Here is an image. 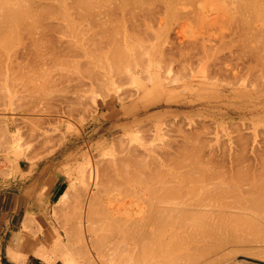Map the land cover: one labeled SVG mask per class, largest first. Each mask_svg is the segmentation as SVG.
Here are the masks:
<instances>
[{
    "label": "bare ground",
    "instance_id": "1",
    "mask_svg": "<svg viewBox=\"0 0 264 264\" xmlns=\"http://www.w3.org/2000/svg\"><path fill=\"white\" fill-rule=\"evenodd\" d=\"M115 2H117L118 1V4L119 3H121L122 1V3H124V1H125V4H129V6H128V8H137L138 9V7L140 6V4H141V6L142 5H144L147 1H148V3H146L148 6H145V7H147V9L146 8H142V9H146V10H148L149 8H151L152 6H155V5H152V2H153V4H156V6H157V3H158V1L160 2V0H157V1H155V0H121L120 2H119V0H114ZM113 0L111 1V0H0V33L1 32H3V30L1 29V28H3L2 26H4L5 24L7 25L8 23L10 24H12V22L14 21V22H16V24L17 23H20L21 25H23L24 24V22L27 20V23H30V25H31V27H32V25H35L34 27H32V28H30V25L29 24H24L23 26H19V30L22 28L23 30H24V28L26 27L27 29H28V31H27V29H25L26 30V32H28V34H26L27 35V37H28V35H30V37H28V39H30V41H29V44H28V41L27 42H25L26 41V39H25V36L24 37H20V38H22V43L24 42V43H27L28 44V46H30V47H27L29 50H32L33 52V54H31L30 52H28V57H29V54L32 56L33 55V59L32 60H34V61H32L31 63L33 64H31V63H29V61L27 62V60H26V62H24V60L22 61V62H20L21 61V59L20 58H22V57H20L19 58V60H18V57H17V53H18V51H17V44H19L20 45V43H19V41L17 40V36L20 34V32H22L21 30L19 31H17V29H18V27H17V29H16V31H15V27H16V24L14 23L13 24V29L10 27V28H8V26H7V28L9 29V30H7V28H6V31H8V32H10V30L12 29V30H14L15 32H16V34H17V32H19L18 33V35L16 36L15 34H13V36L15 35L16 36V38H15V36L13 37L12 36V34L10 35L8 32L6 33V34H8V35H10V37L12 36V38L13 39H15V41L14 42H16V41H18V43L16 44V46H15V50H16V52L13 50V45H14V43H13V45H11L12 44V38L10 39L11 41H8L9 42V44L11 45V47H13L12 48V50L14 51H12L11 50V47H9L10 48V50H7V49H5V48H8L7 46H10V45H7L6 43H7V41L4 43V41H5V39L3 38V37H6V35H5V32H3L2 34V36L0 35V37L2 38V41H0L3 45H0L2 48H3V46H4V48H3V50L1 49V47H0V100L1 99H6L5 97H7V99H8V102L11 104V103H17V104H21V101L23 102V103H25L24 102V100H23V98L24 99H26V96H28L29 95V91H31V88L29 89V91H28V93L27 94H25L22 90H24L25 92H27V89L29 88V86L30 85H32V86H30V87H33L34 86V88H35V86L37 87V88H35V90L33 89V91H32V93L30 94L31 96H35V92H36V90L38 91L36 94L39 96L40 95V97H41V94H40V92H42V90H43V92H46L47 91V89L50 91V87H52V86H55L54 88H51V90H56V94L57 95H59L60 97H58L59 98V100L61 101V103L59 102V100H58V98H55L57 95L55 94V93H51V91L50 92H46V95H44L43 94V92H42V96H43V100L44 101H48V99L49 98H47L46 99V97H49V96H51L52 94H55L54 96H53V101L52 102H56L57 101V103L59 102L60 104L58 105V104H55V105H57V109H58V106H60V109L62 108V107H64L65 108V110H66V112H67V114H68V117H69V115H74V111H76L77 109L79 110V109H81V111L80 112H82V115L83 116H85V114H86V117L87 116H89V117H91V123H96V122H99L102 118H104L105 117V112H106V110L108 109V106H106L105 104H107V102L104 104V103H99L98 101H97V97L96 96H91V95H89L88 94V96H90L89 97V100L91 101V103L92 104H90V102L87 100L88 99V96H87V98H86V101L85 100H83V99H85V93H89V92H91V90H94L95 88H96V92L98 91L100 94H101V92L102 93H104V90L103 89H106L107 91L109 90H115L116 88H117V86L118 85H120L121 83H123V84H128L127 82L129 81L130 83H131V85L133 84L135 87L134 88H136L135 90H133L132 88H133V86H131V87H129L130 89H131V91H129L128 92V87H127V91L123 88V90H125V93H124V91H122L124 94H126L127 92L129 93V96H126V95H128V93L123 97V99L125 98L126 99V97L128 98V97H135L136 99L137 98H139L138 99V101H141V102H144L143 104H144V106H142V108L140 109V110H136V112H138V113H140V112H142V111H147L149 108H151V107H156V106H160V105H162V104H168L169 103V101H163L162 99H161V93H160V89H163V86H164V84H165V82H162L161 81V73L162 72H160V75H151V73L149 72V76L147 77V80H149V82H151L152 83V87H151V89H149L146 85H144V84H142L141 82H140V79L141 78H139V76L141 75V73H138V74H140V75H138L137 76V72H135V70H134V68H135V65H136V67H137V65H139L140 64V62L138 61V60H136V59H138L139 57H141V59L139 58V60L142 62V64L146 61L145 59H146V57H143V55L141 56H139V54H141V53H138L139 51H136L135 52V50H132L133 48L135 49V44L136 43H133V45L132 46H130L131 47V51L133 52V54L134 55H136V57H138V58H134L135 60H136V62L135 61H133L134 63H133V65H132V67L131 66H129V68L127 67V69H128V71H127V69H126V71H127V74L126 75H124L125 73H124V66H123V68L124 69H122L119 65H121L120 63H121V61H122V63H123V61L128 57V55H126V53L127 52H129L130 53V51H128V50H130L129 48L128 49H124L123 47H125V46H122L121 45V42L124 44V45H126V47L125 48H127V44H125V42H126V40H125V38H126V36L128 35V33L126 34L125 32H127V31H129L128 30V28L127 27H125L124 25V27L127 29V30H125V28H124V30L121 28V27H123V26H121L122 24H120L121 22L120 21H122L123 22V24H125L124 23V21H126V18H128V19H131L132 18V16H131V18H129V16L130 15H133L134 14V11L132 12V13H130V15H128L129 13H125L124 11H125V8L127 7V5H126V7L124 8V11H122V12H124L123 13V16L122 17H120L118 14V11H121V10H123V6H125V4H122L123 6L121 7V8H119V5H117V3H115ZM136 3H135V2ZM150 1H151V3H150ZM162 2H161V4L163 3L164 4V2H163V0H161ZM173 0H166V2H165V5L166 6H169L170 4H172L171 2H172ZM177 1H180V0H177ZM176 0H174V2H177ZM181 1H186V0H181ZM180 1V2H181ZM189 1V0H188ZM220 2V0H217V2ZM226 2V0H223L222 2H220V4H222L223 6L221 7V6H218L219 5V3H217L216 1H214V3H213V9L214 10H216L217 8H219L218 10H216V11H219V14L222 12L221 10H223V14H218L217 15V17H216V14L215 13H213V12H216V11H214V10H212V16H213V20H212V23L213 22H217L216 24H215V26H217L218 25V20H216L217 18L219 19L220 17H222V15H223V17H224V14H225V16L227 15V13H228V9H224V8H227L226 6H227V4H228V6H229V4H230V6L228 7L229 9H231V8H233V9H231V10H229V13L228 14H230V15H228V17H225L226 18V20L224 21V18L222 19L225 23H227L226 21H227V19H228V21L230 20L229 18H232V16H234L233 15V12H234V14L235 13H240V15H241V17L239 18V14H238V16H236V14H235V16L233 17V19H231V23H234L235 21H233L234 19H235V17L237 18L236 19V22H238L237 20L239 19V23H238V25H242L243 26V28H239V30L241 29H243L242 31L244 32V33H246V30H247V28L249 27V29L248 30H250V32L247 30V32H248V35H250L249 33H252L251 31H253V29L251 30V28H260L261 29V27L263 26V22L261 21V23H263L262 24V26H261V23L259 22V18L257 17H253L252 15H253V12L254 13H256V12H258V13H260L261 12V10H263L262 12H264V0L262 1V0H227V2L226 3H224L223 4V2ZM127 2V3H126ZM129 2H131V3H135V4H131V3H129ZM155 2H157V3H155ZM173 2V3H174ZM187 2V1H186ZM109 3H112V4H110L109 5ZM139 3V5H137ZM217 3V4H216ZM150 4H151V6H150ZM159 5H160V7H162L163 6V4H162V6H161V4L160 3H158ZM177 4H179V3H177ZM182 4V3H181ZM226 4V5H225ZM111 5H114V6H117V8H119V9H117L116 7L114 8V6H113V8L114 9H116V10H114L113 8H112V10H110L111 9ZM121 5V4H120ZM131 5H133V6H131ZM135 5V6H134ZM158 5V6H159ZM174 5H176V3H174L173 4V6ZM57 6H58V8L60 7L61 9H62V11L60 10V9H58L59 11H57ZM138 6V7H137ZM141 6L139 7V9H141ZM173 6H172V8H173ZM177 6V5H176ZM175 6V7H176ZM217 6V7H216ZM225 6V7H224ZM257 6H260V8L258 9L257 8ZM149 7V8H148ZM215 7V8H214ZM231 7V8H230ZM250 7H252L253 9H251L250 11L249 10H247V9H249ZM262 7V8H261ZM72 8L74 9H76L77 10V12H76V10L73 12V15H72ZM127 8V9H128ZM158 8V7H157ZM163 8V7H162ZM165 8V7H164ZM167 8H169V9H171V11H173V9L172 8H170V6L169 7H167ZM221 8H223V9H221ZM257 8V9H256ZM141 9V10H142ZM154 10H156L155 9V7L153 8ZM153 9H151V10H153ZM175 9V8H174ZM255 9V10H254ZM71 11V13H68V11ZM129 10H131V9H128V11ZM154 10L153 11H151V12H154ZM225 10V11H224ZM233 10V11H232ZM245 10H247V12H250V13H248L247 14V12H245L244 13V11ZM253 10V11H252ZM258 10V11H257ZM61 11V12H60ZM69 11V12H70ZM115 11V12H114ZM136 11V10H135ZM143 11V10H142ZM221 11V12H220ZM227 11V12H226ZM230 11H232V14H231V12ZM242 11V12H241ZM252 11V12H251ZM75 12H76V14H75ZM126 12H127V10H126ZM129 12H131V11H129ZM144 12H146V11H144ZM156 12V11H155ZM165 12V11H164ZM167 13H168V10L166 11ZM195 12H199V11H197V10H195V11H191V13H190V11H189V13L188 14H193V13H195ZM261 12V14H263ZM47 13H50V14H48V16H47ZM118 13V14H117ZM136 13V12H135ZM149 13H150V10H149ZM149 13H145V14H148L147 16H148V18H149V16H150V14ZM156 13H158L159 14V12L157 11ZM209 14L207 15H203V16H207L206 18L207 19H210V17H212L211 15H210V12H208ZM216 13H218V12H216ZM241 13H243V14H245V15H247L246 17H245V19L252 13V15H250V17H252V18H254V20L251 18L250 19V17H249V19L251 20H244L245 22H243V19L242 20H240L242 17H244L243 16V14H241ZM121 14V13H120ZM124 14H126V15H128L127 17H125L124 16ZM145 14H144V16H145ZM175 14V13H174ZM173 14V16H171L172 15V12H171V14H170V16L171 17H175L176 16V14L174 15ZM187 14V15H188ZM199 16H201L202 15V13H197ZM215 14V15H214ZM50 15V16H49ZM136 15H137V13H136ZM138 15H141V14H138ZM151 15H155V13L154 14H151ZM157 15V14H156ZM187 15H186V17H187ZM134 16H135V14H134ZM133 16V17H134ZM158 16V15H157ZM160 16V15H159ZM158 16V17H159ZM162 16V15H161ZM165 16V15H164ZM167 16V15H166ZM192 16V15H191ZM190 16V17H191ZM202 16V17H203ZM214 16H215V20H214ZM256 16H259V15H256ZM46 17H48V19H47V23L45 22H43V20L46 18ZM138 17V16H137ZM141 17V16H140ZM139 17V20L143 17V14H142V17L140 18ZM151 17V16H150ZM154 17V16H153ZM152 17V19L151 20H153V19H157V18H153ZM189 17V16H188ZM194 17L197 19V17H196V15L195 16H192L191 18L193 19V21L192 22H194ZM259 17H261V16H259ZM122 18H125V20L124 19H122ZM145 18H146V16L143 18L144 20H145ZM29 19H30V22H29ZM31 19H33V21L35 22V24H33L32 22V20ZM128 19H127V21H128ZM147 19V18H146ZM150 19V18H149ZM198 19H202L201 17H199ZM205 19V18H204ZM212 19V18H211ZM256 19H258V21H256ZM263 19H264V16H263ZM262 18H261V20H263ZM13 20V21H12ZM46 20V19H45ZM44 20V21H45ZM49 20H51L50 22H52V23H48V21ZM124 20V21H123ZM135 20H136V16H135ZM144 20H143V23H142V25H144ZM151 20H149L150 22H151ZM164 20V19H163ZM191 20V19H190ZM222 20H220L219 19V21H221L222 23H224ZM133 21V20H132ZM136 21H138V18H137V20ZM145 21H148V20H145ZM159 21V20H158ZM198 21V20H197ZM197 21H195V23H197ZM200 21V20H199ZM199 21H198V23H199ZM209 21V20H208ZM253 21V22H252ZM254 21L256 22L255 24H257V25H260L261 27H258V26H255L254 27ZM264 21V20H263ZM37 22V23H36ZM54 22H56V23H54ZM120 22V23H119ZM133 22H135V21H133ZM132 22V23H133ZM152 22H154L155 23V20L154 21H152ZM151 22V23H152ZM211 22V21H210ZM209 22V23H210ZM236 22H235V24H234V27L236 28ZM241 22H243L244 23V25L241 23ZM249 24H248V23ZM117 23H119L120 25H118ZM127 23H131V22H126V24L125 25H127ZM131 23V24H132ZM163 23H164V21H163ZM211 23V24H212ZM247 23V24H246ZM253 23V24H252ZM260 23V24H259ZM4 24V25H3ZM117 26L116 28H115V30H114V28H112L113 26H115V25ZM128 24V26H130L131 27V25H129ZM161 29L163 28L162 27V21H161ZM201 24V23H200ZM228 24V23H227ZM230 24V23H229ZM228 24V25H229ZM250 24H252L251 25V27H250ZM9 25V26H10ZM17 25H19V24H17ZM39 25V26H38ZM110 25L112 26V27H110ZM132 25H134V24H132ZM136 25H137V27H139L140 25L139 24H137L136 23ZM135 25V26H136ZM139 25V26H138ZM141 25V26H142ZM151 25V24H150ZM212 25H214V24H212ZM219 25H220V23H219ZM218 25V26H219ZM233 24H231L230 25V27L232 26ZM246 25V26H245ZM247 25H249L248 27H247ZM28 26V27H27ZM62 27V31L64 30V28L66 29V31L65 32H67L68 31V33H69V31H70V33L68 34V33H66L65 34V32L64 33H62V34H64L65 35V37H64V35H62L64 38H67V37H70L71 39L70 40H68V39H62L63 37L62 36H59V35H61V34H59L58 33V28L60 29L61 27ZM80 26V27H79ZM121 26V27H120ZM163 26L165 27V24H163ZM241 26V27H242ZM6 27V26H5ZM21 27V28H20ZM24 27V28H23ZM75 27V28H74ZM77 27V28H76ZM130 27H129V29H130ZM144 27V26H143ZM151 27V26H150ZM160 28V26H159V24H158V26H157V28ZM221 27H223L222 26V24H221ZM230 27H228V31L230 30L229 28ZM245 27V28H244ZM56 30H55V29ZM73 28H74V30L75 29H77L75 32V34H74V30H73ZM120 28V29H119ZM131 28H133V26L131 27ZM135 28V27H134ZM156 28V29H157ZM158 28V29H159ZM227 28V27H226ZM4 29V28H3ZM54 30L56 33H58V34H56V38L54 37L53 39H51V38H48V37H50V36H48L49 35V33H50V35L51 34H53V33H51V32H54V31H51V32H49L50 30ZM70 29V30H69ZM110 29H113V33H111V31L112 30H110ZM121 29H122V31H121ZM136 29V28H135ZM141 29V28H140ZM151 29V28H150ZM260 29H258V30H260ZM132 30V29H131ZM138 30V29H137ZM142 30H143V28H142ZM142 30H139L140 32L142 31ZM144 30H145V28H144ZM143 30V31H144ZM149 30V28L147 29V31ZM160 30V29H159ZM236 31H238L237 29H235ZM261 30H264V29H261ZM260 30V31H261ZM14 31H12V32H14ZM46 31H47V33H48V35H47V33H46ZM123 31H125V32H123ZM158 32L157 30H154L153 32L152 31H148V32H152V34L154 35V37L156 38V37H159L160 38V34L159 33H157L159 36H156L155 34H154V32ZM231 31V30H230ZM254 31H256V29H254ZM253 31V32H254ZM11 32V33H12ZM25 32V31H24ZM24 32H22V33H24ZM73 32V33H72ZM145 32V31H144ZM160 32V31H159ZM239 32V31H238ZM258 34L260 33V32H258V31H256ZM262 32V31H261ZM61 33V32H60ZM136 34L138 33L139 34V32L137 31V32H135ZM134 33V34H135ZM147 33V32H146ZM161 34H162V32H160ZM241 32H239V34H240ZM255 33V32H254ZM254 33H252V36L249 38V39H251L252 41L253 40H255V39H253L254 37L256 38V36H257V34L255 33V36L253 37V35H254ZM25 34V33H24ZM55 34V33H54ZM68 34V35H67ZM110 34H112V35H110ZM126 36H125V35ZM133 34V35H134ZM142 34V33H141ZM149 34L150 33H148V37H149ZM247 34V33H246ZM245 34V36H244V34H242L244 37H249V36H247ZM260 34H262V33H260ZM5 35V36H4ZM8 35H7V37H8ZM21 35V34H20ZM19 35V36H20ZM59 37H58V36ZM130 35V34H129ZM129 35L127 36V38L129 37ZM132 35V38L134 39L136 36H133ZM143 35H144V33H143ZM147 35V34H146ZM153 35H150V37H152ZM45 36L47 37V39L49 40V39H51V40H54V39H56V40H54V41H57L58 43H61L63 40L65 41L64 42V44L66 43V45L68 44V46L70 47V49H66V47H68V46H66V45H64L63 43L59 46V45H56V46H54V48H56L55 50H54V48H51V46L53 47V45L55 44H51V43H49L50 45V47L46 44L47 42H46V39H45ZM54 36V35H53ZM141 36L142 35H137V39L139 40V38H141ZM242 36V37H243ZM262 36H264V33H263V35H261V38H257L258 40L257 41H253V42H258V41H260L261 42V40H262ZM7 37H6V40H7ZM60 38L59 40H58V38ZM139 37V38H138ZM145 37V40H147L146 38V36H144ZM144 37H142L143 39H144ZM243 37V38H244ZM1 38H0V40H1ZM23 38L25 39V41H23ZM135 38V39H136ZM141 38V39H142ZM18 39H19V37H18ZM45 39V40H44ZM73 39H76V41L75 42H81V43H74V41H73ZM129 39V41L127 42V43H130L131 41H130V38H128ZM132 39V41H134ZM140 39V40H141ZM148 39H150V38H148ZM157 40H158V38H156ZM153 40V42L154 41H157V40ZM162 39V38H161ZM4 40V41H3ZM9 40V39H8ZM45 41V42H41V41ZM47 40V41H48ZM62 40V41H61ZM139 40V41H140ZM152 40V39H151ZM245 40H248V39H246L245 38ZM21 41V40H20ZM50 41V40H49ZM48 41V42H49ZM137 41V40H136ZM135 41V42H136ZM138 41V42H139ZM149 41V40H148ZM168 43H170L168 40H166ZM165 41V42H166ZM30 42H31V45H30ZM145 42V41H144ZM147 42V41H146ZM164 42V41H163ZM188 42V41H187ZM193 42H195V40L193 41ZM197 42V41H196ZM195 42V43H196ZM237 42V41H236ZM238 42H239V40H238ZM242 42V41H241ZM240 42V43H241ZM253 42H252V44H253ZM0 43V44H1ZM71 43V44H70ZM78 45L79 47H77L76 46V48H80V44H82L81 45V48L83 47L84 48V50H85V52L83 51V48H82V50H81V48H80V51H82V52H84V54H83V56L82 55H80L79 56V53L80 54H82V52H80V51H78L79 53H78V58L80 59V57L81 58H88V60H91V61H88L87 59L85 60L86 61V65H88V66H90V65H93L94 67H97L99 70H100V72H97L96 70H95V68H93V70H89L90 68L89 67H87L86 65H82L83 66V68H82V71H80L81 70V65H80V63L79 64H77V65H79V66H75V62L76 61H73V60H76L75 58L74 59H72L74 56V54H76L77 52H76V49H75V45ZM140 43H141V41H140ZM140 43L139 44H137V48H138V46L140 45ZM173 42H171L170 44H172ZM190 43V42H189ZM192 43V42H191ZM190 43V44H191ZM195 43H192V46H194L195 45ZM240 43H238V44H240ZM249 43V42H248ZM248 43H246V45L248 44ZM7 45L6 47H5V45ZM26 44V45H27ZM41 44H46V46H48L49 48H51L50 50H48L47 49V52L48 51H54L56 54H53L52 52H50L49 53V55H52V57H53V55H54V60L55 61H53L52 59V57L50 56L49 57V55H48V53L46 52V50H44L43 48H40L41 46H43V47H45L44 45H40ZM148 44H149V42H148ZM158 44V43H157ZM178 44H180V43H178ZM185 44V43H184ZM194 44V45H193ZM232 44V43H231ZM231 44H230V46H231ZM235 44V43H234ZM241 44H244L243 42L241 43ZM255 44L257 45V43H254V46H255ZM65 47H64V46ZM74 46V48L72 47V46ZM131 45V44H130ZM143 45H145V47L143 46ZM149 45H151V43L149 44ZM149 45L147 46L146 44H142V46H139V49L141 50H143V48H146V49H148V51H152L154 48H152V47H156L157 48V45L156 44H154V46H153V43H152V46L151 47H149ZM174 45V44H173ZM188 45V44H187ZM203 45H205V44H203ZM210 46H211V48H212V45L211 44H209ZM245 45V44H244ZM260 45H262V43L260 44ZM264 45V44H263ZM23 46L24 45H20V47L23 49ZM38 46H39V48L41 49V50H39V49H37L38 48ZM121 46H122V48H123V50H122V48H121ZM147 46V47H146ZM162 47H163V44L161 45ZM171 46V45H170ZM178 47L180 46V45H177ZM182 46V45H181ZM185 46V45H184ZM189 46V45H188ZM192 46H189V50H191V48H194V47H192ZM198 46V45H197ZM206 46H208V45H206ZM234 45L232 44V47H233ZM237 46V44L235 45V47ZM239 46V45H238ZM237 46V47H238ZM240 46H242L243 47V45H240ZM249 46H251V44L249 43ZM61 47V48H60ZM65 48V49H63L61 52L62 53H60L61 54V56L62 55H64L65 54V52H67L66 54L68 55V54H71L74 50H75V52L76 53H72V55L71 56H73L72 58H71V61H72V63H74L73 64V67L75 66L76 68L74 69V68H72V70L74 69L75 70V72L76 73H78L79 71V73L81 74V72H84V74L86 73V76H87V81H84L83 79H81V77H80V75H78V77L81 79H78V77H75L76 76V73L74 72L73 73V71L72 72H70V74H73V77L72 76H70L71 77V80L72 79H74V77L76 78V79H74L72 82H73V84L75 85V86H72V85H66V83H64V82H66V81H64L65 79V77L64 76H66L67 75V77H69V71H65V68L66 67H64V69H62L63 68V66H67V58H69L66 54V56H62V57H66V60L65 59H62L61 57L59 58V49H62V48ZM68 47V48H69ZM129 47V46H128ZM143 47V48H142ZM162 47H161V49H162ZM172 47V46H171ZM170 47V48H171ZM173 47H175V45L173 46ZM173 47H172V49H173ZM199 47H201V46H199ZM198 47V48H199ZM205 47V46H204ZM234 47V48H235ZM242 47H240V49H242ZM259 47V45L258 46H256V48H258ZM8 48V49H9ZM46 48V47H45ZM58 48V49H57ZM151 48V49H150ZM170 48H169V51H170ZM182 48V47H181ZM198 48H196V52L198 53V52H200L201 53V51H202V53L203 52H205V50L207 51L208 49H209V47H205V48H203L202 47V49L201 48H199V50H201V51H197V49ZM244 48L246 49H242V50H245V51H247V48L248 47H245L244 46ZM249 48H251L252 49V47H249ZM261 48H263V47H260L259 48V50L261 49ZM5 49V50H4ZM18 49H19V47H18ZM44 50V52H43V50ZM71 49H74L73 51H71ZM77 49V50H78ZM97 49L98 50H100V52L98 53V51H97ZM195 49V48H194ZM239 49V48H238ZM238 49L236 50V51H238ZM254 49V48H253ZM253 49H252V51H253ZM37 50V51H36ZM64 50H66L65 52H64V54H63V51ZM71 51V53H68V52H70ZM124 50H126L127 52L125 53V52H121V51H124ZM145 50V49H144ZM155 50V49H154ZM153 50V53L156 51H154ZM174 50V52H176L175 51V49H173ZM180 50V49H179ZM182 50V49H181ZM183 50H184V48H183ZM186 50V49H185ZM193 50V49H192ZM210 51L208 52L209 54H210V52H211V49H209ZM230 50H231V48H230ZM23 51V50H22ZM38 51H40V52H42V53H38ZM57 51H59L58 53H57ZM147 51V50H146ZM163 51V49L162 50H160L159 52H162ZM165 51H166V49H165ZM188 51V49L186 50V51H183L182 53L180 52V53H178V54H180V55H178V56H180V59L182 58L181 57V54H184V56L185 57H183L184 59H186V61H187V59L188 58H186L188 55H187V53L190 55V53L189 52H187ZM215 51V50H214ZM232 51H233V49H232ZM239 51H241V50H239ZM239 51H238V53H239ZM251 51V52H252ZM261 51V50H260ZM24 52V51H23ZM27 52V51H26ZM46 52V53H45ZM97 52V53H96ZM131 52V53H132ZM173 52V53H174ZM185 52H187L186 53V55H185ZM191 53H192V51H190ZM234 53H237V52H235V51H233ZM254 53H256L257 52V49H256V51L254 50L253 51ZM20 53V52H19ZM22 53V52H21ZM20 53V54H21ZM137 53V54H136ZM157 53V52H156ZM164 52H162V54H163ZM169 53V52H168ZM172 52L169 54V55H171V54H173ZM195 54V55H198V54ZM207 52H205V54H208ZM237 53V54H238ZM243 53V52H242ZM241 52H240V55L239 56H241V58H242V54ZM262 53V52H261ZM41 54H43L42 56H44V54L45 55H47V56H45V57H47V59H48V57H49V59H51L54 63H52V61H49V62H51L52 63V65L54 66H52V67H50V65H51V63H47L45 60H47V59H43V58H45V57H43L42 58V56H41ZM57 54H58V56H57ZM125 56H124V55ZM128 54V53H127ZM150 54V53H149ZM149 54H147L146 52H144V55H149ZM161 53H159V55H160ZM208 54V55H209ZM211 54H212V52H211ZM213 54H214V52H213ZM212 54V55H213ZM258 54H259V52H258ZM258 54H256V57L258 56ZM22 55V54H21ZM151 55V54H150ZM164 55V54H163ZM162 55V57H165V56H163ZM166 55H167V53H166ZM169 55H168V58H169ZM202 55H204V54H200V56L201 57H203ZM216 55V54H215ZM244 55V54H243ZM252 55H255V54H251V57H252V59H260V58H253V56ZM264 55V52H263V54H262V56ZM22 56H24V55H22ZM156 56V55H155ZM161 56V55H160ZM173 56H175V55H172L171 57H173ZM177 56V57H178ZM183 56V55H182ZM194 56V55H193ZM199 56V55H198ZM197 56V57H198ZM199 56V57H200ZM205 56V55H204ZM207 56V55H206ZM261 56V55H260ZM261 56V58H263ZM26 57L27 56H25V59H26ZM56 57H58V58H56ZM99 57H100V59H99ZM103 57H105V59H106V61L104 60V58ZM132 57H134V56H132ZM144 59H143V58ZM167 57V56H166ZM165 57V58H166ZM197 57L195 58L196 60H197ZM198 57V58H199ZM212 59H211V58ZM214 57V58H213ZM208 56V58H210L211 59V61L212 60H214V61H212V62H209L210 63V66H212L211 65V63H213L214 64V66H215V59L216 58H219V57H216V56ZM255 57V56H254ZM32 58V57H31ZM84 58H83V60H84ZM103 58V59H102ZM109 58H111L110 60H109ZM124 60H123V59ZM129 58V57H128ZM127 58V59H128ZM161 57H159V59H160ZM168 58H166V59H168ZM176 58V57H175ZM190 58V57H189ZM243 58H245L244 56H243ZM242 58V59H243ZM247 58H250V51H249V57L247 56ZM28 59V58H27ZM78 59V60H79ZM97 61L96 63H95V61ZM101 59H102V61H101ZM122 59V60H121ZM126 59V61H128ZM133 59V60H134ZM143 59V60H142ZM154 59V58H153ZM152 59V60H153ZM184 59H181V61L182 60H184ZM204 59H205V61H206V58L204 57ZM203 58H202V60H200V59H198L199 61H201L202 63L204 62L203 60H204ZM242 59H239V60H242ZM42 60H44V62L42 61ZM62 60H65L64 62L62 61ZM77 60V61H78ZM83 60H81L80 62H82ZM92 60L94 61V62H92ZM114 60V61H113ZM121 60V61H120ZM130 60V59H129ZM131 60H132V58H131ZM145 60V61H144ZM156 59H154V61H155ZM161 60H163V61H166V60H164V58L163 59H160V61ZM170 60H174V59H171L170 58ZM169 60V61H170ZM175 60H178V59H175ZM174 60V61H175ZM189 60V59H188ZM191 60V59H190ZM189 60V61H190ZM244 60V59H243ZM246 60V59H245ZM264 60V59H263ZM263 60H260V61H263ZM57 61V62H56ZM71 61H68V64H70V65H68V69H70L69 68V66L70 67H72V63H71ZM85 61H83V63L82 64H85ZM88 61V62H87ZM108 61V63L110 64V66L112 67H110L111 69H107V67L109 66H107V65H104V63L106 64V62ZM112 61L113 62V64H111L110 62ZM125 61V62H126ZM137 61H138V64H136L137 63ZM162 61V62H163ZM168 60H167V62H169ZM185 61V60H184ZM183 61V62H184ZM199 61H198V63H199ZM208 61V60H207ZM210 61V60H209ZM218 61V60H217ZM216 61V62H217ZM249 61V60H248ZM60 62H62V64L60 63ZM123 63V65L125 64V67L128 65V62H127V65H126V63ZM132 62V61H131ZM147 62V61H146ZM145 62V64H147ZM151 62H153V61H151ZM156 62V61H155ZM171 62V64H172V61H170ZM169 62V63H170ZM182 62V63H183ZM192 63H193V60L191 61ZM196 63H197V61H195ZM219 62V61H218ZM250 62V61H249ZM27 63H29V64H27ZM47 63V64H46ZM59 63V64H58ZM66 63V64H65ZM154 63V62H153ZM166 63V62H165ZM174 63V62H173ZM177 63V62H176ZM179 63V62H178ZM181 62H180V64L181 65H183L184 66V64H185V62L182 64ZM190 63V62H189ZM191 63V64H192ZM243 63V62H242ZM245 63V62H244ZM258 63V64H257ZM48 64H50V65H48ZM55 64V65H54ZM58 64V65H57ZM62 66H61V65ZM152 64V63H151ZM195 64V63H194ZM194 64L192 65V67H194ZM220 64H221V62H220ZM220 64H219V66H220ZM249 65H250V63H248ZM263 64H264V61H263ZM113 65V66H112ZM129 65H131V64H129ZM177 65V64H176ZM179 66V69H178V65H177V69L178 70H176V71H179L180 70V67L182 68V66ZM196 65V64H195ZM199 65V64H198ZM200 65H201V63H200ZM204 65H207V62H206V64L204 63ZM209 65V64H208ZM244 65V64H243ZM242 65V66H243ZM248 65V66H249ZM256 65L258 66L257 68H256ZM262 65V62L260 63L259 61H256V63L254 62V67L252 68L251 67V65L249 66V67H247L248 69H245V71H247L248 72V70H250V67H251V73L253 72V70H254V72H255V75L258 73V71L256 72V70H258V68L260 67ZM50 68H49V67ZM55 66H59V67H56L57 69L58 68H60V67H62L61 68V70H63V71H65V72H63V74L65 73V75L63 76L62 75V72H59L60 71V69H58L59 71H58V73L57 72H52V75H51V73H50V70L52 69V68H54L53 70L55 71ZM107 66V67H106ZM117 67L116 68V70L120 67L121 68V70H120V72L123 70V72H121V73H119L118 71H119V69L117 70V72H113L112 71V69H113V67ZM119 66V67H118ZM141 66V68H142V66H144L145 67V65H139V67ZM174 66V65H173ZM187 66H188V64H187ZM186 66V67H187ZM189 66H190V64H189ZM188 66V67H189ZM216 66H218V65H216ZM134 67V68H133ZM142 68V69H144L143 70V72L144 73H146V70L147 69H145V68ZM146 67H148V66H146ZM167 68H168V66H166ZM184 68L185 70L188 68ZM197 67H199V66H197ZM205 67H207V66H205ZM209 67V66H208ZM207 67V68H208ZM245 66H243V68H244ZM78 68H80V70L78 69ZM92 68V67H91ZM130 68H133V69H131V70H129ZM150 68V67H149ZM163 68V67H162ZM172 68V67H171ZM190 68V67H189ZM210 68V67H209ZM215 68V67H214ZM255 68V69H254ZM67 69V70H68ZM115 69V68H114ZM165 69V68H164ZM193 70V73H194V71H195V67L194 68H192ZM200 69V68H199ZM220 69V68H219ZM253 69V70H252ZM52 70V71H53ZM78 72H77V71ZM111 70V71H110ZM200 70H203V67L200 69ZM218 70V69H217ZM57 71V70H56ZM96 71V72H95ZM152 71V70H151ZM181 71V70H180ZM183 71V70H182ZM187 72H188V70H186ZM186 71H185V73H181V72H179L180 74H183V76L182 75H180V76H182V78L187 74L186 73ZM199 71V70H198ZM214 71V70H213ZM212 71V72H213ZM147 72H148V70H147ZM163 72H165V71H163ZM173 72V71H172ZM197 72V71H196ZM218 72V71H217ZM247 72H246V74H247ZM254 72H253V74H254ZM54 73L55 74H57V77L59 76V74L61 73V75L64 77V78H62V79H64L63 80V82H62V79H61V76H59V79H57V77H56V75L54 76ZM208 74H213V73H210V72H207ZM215 73V72H214ZM222 73H223V71H222ZM221 73V69H220V71L218 72V74H221V75H219V77H218V80L220 79V80H223L222 79V75L224 74H222ZM250 72H249V74L251 75H249L250 77H252L253 79H255L257 76H260L261 77V75H264V74H261V75H257V76H254L253 74H251ZM49 74V75H48ZM84 74H81V76L83 75L84 76ZM122 74V75H121ZM173 74V73H172ZM177 74H178V72H177ZM185 74V75H184ZM205 74V73H204ZM208 74H206V75H208ZM216 74V73H215ZM259 74V73H258ZM51 75V76H50ZM126 77H124V76ZM146 75V74H145ZM145 75H143V76H145ZM163 75V74H162ZM206 75H204L205 76V78L207 77ZM247 75V76H248ZM50 76V77H49ZM55 77V78H51V77ZM171 76V75H170ZM169 76V77H170ZM173 76V75H172ZM175 77H176V75H174ZM173 76V77H174ZM178 76V75H177ZM178 77V79H182L181 77ZM190 77V75L189 74H187L186 75V77ZM191 76H193V74H191ZM213 76V75H212ZM212 76H210L209 75V77H212ZM215 76V75H214ZM214 77L215 78V80H216V78L217 77ZM246 76V75H245ZM254 76V77H253ZM66 77V80L68 79V82H67V84H70L71 83V80L69 79V78H67ZM172 77V78H173ZM173 78V79H176V78ZM186 77H184V78H186ZM188 77V78H189ZM209 77L208 78H206V79H209ZM235 77V76H234ZM82 78H85V76L84 77H82ZM230 78V77H229ZM236 78H237V76H236ZM251 78V79H252ZM169 79H171V78H169ZM211 80L213 79V77L212 78H210ZM231 79V78H230ZM229 79V80H230ZM234 80H232V81H234L233 83H232V81L230 80V81H225V78H224V84L226 85V86H228L229 85V82L230 83H232V85H234V83L236 82V81H239V79L237 80V79H235V78H233ZM251 80L252 82L251 83H253V84H255L256 83V81L255 80ZM56 80H59L60 82H58V83H56ZM69 80H70V82H69ZM85 80H86V78H85ZM125 80H128V81H125ZM177 80V79H176ZM176 80H175V82H176ZM218 80H216V81H218ZM219 80V82H222V81H220ZM248 80H250V78L249 77H247V80L246 81H248ZM257 80H258V78H257ZM259 80H260V82L259 83H261V84H263L262 82L264 81V79L262 80V77H261V79L259 78ZM38 81L40 82L39 84H38ZM146 81V80H145ZM167 82V81H166ZM169 82H171V84H172V82H173V80H170ZM169 82H167L166 84H168ZM177 82H178V80H177ZM244 82V81H243ZM62 83H63V85H65V86H63L62 85ZM174 83V82H173ZM237 83V82H236ZM250 83V82H249ZM249 83H244V85L246 84L247 86H250L251 85V83L249 84ZM258 83V81H257V84H256V88H254V91H256V94H258V96L259 97H263L264 96V88L262 87V86H260L259 87V84ZM40 87L41 85V87L40 88H42V87H44V88H42V89H40V88H38V86ZM61 85V87L59 88V86ZM57 85H58V87H57ZM236 85V84H235ZM234 85V86H235ZM28 86V87H27ZM70 87V88H68V87ZM252 86V85H251ZM257 86L259 87L258 89H257ZM20 87V88H19ZM26 87H27V89H26ZM120 87V86H119ZM4 88H6V89H8L7 91H5L4 90V92H5V94H3V90L2 89H4ZM24 88V89H23ZM56 88V89H55ZM58 88H59V90H64L65 91V93H66V95H65V93L64 92H62V91H60L62 94L64 93V98H63V100H61V96H63V95H61L60 94V92H58L57 93V91H59L58 90ZM122 88V87H121ZM20 89H22V90H20ZM40 89V90H39ZM255 89H257V90H255ZM1 90H2V93H1ZM103 90V91H102ZM120 90H122V89H120ZM133 90V91H132ZM35 91V92H34ZM101 91V92H100ZM6 92H7V94H6ZM53 92V91H52ZM106 92V91H105ZM121 92V91H120ZM153 92H157V94L158 95H156L155 97H153V98H151V96H150V93L152 94ZM20 93H24L23 95V98L21 97V94ZM39 93V94H38ZM49 93H51V94H49V96H48V94ZM92 93V92H91ZM94 93V92H93ZM106 95H107V93H105ZM105 94L103 95V94H101L102 95V98H106L105 97ZM120 95H122V93H119ZM7 95V96H6ZM18 95H20V100L18 99ZM119 95V96H120ZM3 96V97H2ZM38 96H37V98H38ZM36 97V96H35ZM45 97V98H44ZM115 97V96H114ZM122 97V96H121ZM121 97H119V98H121ZM29 98H30V96H29ZM42 98V97H41ZM40 98V99H41ZM51 98V97H50ZM54 98H55V100H54ZM101 98V97H100ZM101 98V99H102ZM118 98V100L120 101V100H122V98L121 99H119ZM151 98V99H150ZM22 99V100H21ZM30 99H32V101H34L33 99H35V98H33V97H31ZM46 99V100H45ZM124 99V100H125ZM141 99V100H140ZM149 99L150 100H152V101H149ZM20 101V102H18V101ZM27 101H28V97H27V99H26ZM25 100V101H26ZM42 100V99H41ZM43 100L42 101H40V102H43ZM50 100V99H49ZM135 100V99H134ZM2 101V100H1ZM0 101V102H1ZM4 101H6V100H4ZM3 101V102H4ZM17 101V102H16ZM86 102L85 104H84V102ZM104 101V100H103ZM123 101V100H122ZM131 101V100H130ZM149 101V102H148ZM50 102V101H49ZM49 102H45L46 103V105H48V103ZM52 102H50L49 103V105L52 103ZM83 102V103H82ZM148 102V103H147ZM88 103H89V105H88ZM53 105H54V103H52ZM133 104V103H132ZM15 105V104H14ZM45 105V106H46ZM48 105V106H49ZM48 106H46V109L48 108ZM52 105H50L49 107L50 108H53V107H51ZM54 110H53V112H56V113H58L57 112V109H56V111H55V107L53 108ZM64 110V109H63ZM61 111V114H62V112H64V111ZM125 110V109H124ZM123 110V111H124ZM47 111H48V109H47ZM49 111H51V110H49ZM49 111H48V113H49ZM52 112V111H51ZM131 112V111H130ZM87 113H89V115H87ZM137 113V114H138ZM167 113V112H166ZM67 114H64V116L65 115H67ZM80 114V113H79ZM126 114V113H125ZM60 115V114H59ZM62 116H63V114H62ZM63 116V117H64ZM81 117V118H83L84 119V117ZM71 117V116H70ZM85 117V118H86ZM64 118H67V117H64ZM72 118H74L73 116H72ZM80 118V117H79ZM80 118V119H81ZM161 118H162V116H157V115H150V116H147V117H145V118H143V119H141V120H139V122H143V121H146V120H153V121H155L156 123L153 125V131H154V137L155 138H158L159 136H160V134L161 133H163V136L165 135V137H164V139L168 136L167 135V133H165L164 131H167V129L169 128V124L170 123H167V121H163L165 124H164V126H166V124L168 125V127H167V129H165V127H164V129L162 130V125H163V123L161 122L162 120H161ZM182 118V117H181ZM59 119V118H58ZM82 119V120H83ZM4 120V119H3ZM70 120V119H69ZM67 121L68 120H59V122L56 124V126L52 129L53 130V132L58 136H54L55 134L52 132L51 133V131L52 130H49L50 131V133H48L49 131H47L46 129V131H47V133H46V131L45 130H43V128H41V130H40V132L41 133H43V135H44V137H42V135H40L42 138H44L45 139V136H46V134H47V136L46 137H48V135H51V134H54L53 136L51 135V137H48V138H50L48 141L46 140H42V142H40V143H42L43 144V142L45 143V142H49L48 144H46L45 143V145H47L46 147L44 146V148H50V147H52V145L54 146V144H56L55 142H58V143H60L61 142V144H59L60 146H62L65 142H67V140H68V133H69V127H67L65 130H63V125L64 124H68L67 123ZM71 121H72V119H71ZM77 121V120H76ZM170 121H171V123H173L172 122V120L170 119ZM169 121V122H170ZM177 121V120H176ZM179 121H180V119H179ZM179 121H177V122H179ZM2 122V121H1ZM1 122H0V124H1ZM75 122V121H74ZM181 122V121H180ZM198 122V121H197ZM175 123V122H174ZM199 123H202L201 121L199 122ZM4 124V123H3ZM9 124V123H8ZM8 124L6 123V125H2L3 127H4V132L3 133H5V131H7V129H8ZM177 124H179V123H177ZM181 124V126L180 125H178V127L180 126V129H183L182 128V124L183 123H180ZM206 124V123H205ZM204 124V126H206ZM14 125V124H13ZM30 125V124H29ZM142 126H143V124H141ZM171 125H173V124H171ZM170 125V126H171ZM175 126H176V124H174ZM173 125V126H174ZM185 125V124H184ZM199 125V124H198ZM48 126V125H47ZM139 127H140V125H138ZM145 126V125H144ZM143 126V127H144ZM172 126V129H176V127L174 126L173 127ZM202 126V125H201ZM199 127V128H202V127ZM237 126V125H236ZM16 127V126H15ZM46 127V126H45ZM66 127V126H65ZM127 126H126V124L124 125H117V126H113V127H110L111 129H110V132H120V130L122 129L124 132L126 131V128ZM178 127H177V129H178ZM17 128V127H16ZM148 128V130L150 129V131H149V135H147V134H145V135H147L148 137L150 136V134L151 133H153V132H151V128H149V127H147ZM187 127H185V129H186ZM191 128H193V127H191ZM198 128V127H197ZM204 128H206V127H203V129ZM208 128V127H207ZM232 128V127H231ZM230 128V129H231ZM48 129V128H47ZM140 129H141V127H140ZM146 129V128H145ZM176 129V130H177ZM188 129V128H187ZM18 130V132H19V129H17ZM136 130H137V127H136ZM143 130H144V128H143ZM147 130V131H148ZM169 130V132H170V134H171V128L170 129H168ZM175 130V131H176ZM192 129H190V131H191ZM196 130V128L194 129V131ZM210 130H211V128H210ZM210 130H209V132H210ZM259 130V129H258ZM2 131V130H1ZM43 131H45V134H44V132ZM134 131H135V129H134ZM138 131V130H137ZM147 131H145V132H147ZM162 131V132H161ZM173 131V130H172ZM175 131H173V132H175ZM178 132L177 133H180V134H178L179 136L178 137H181V131H182V133H183V136H182V139H187L188 138V136H189V134H187L186 133V130H177ZM184 131V132H183ZM188 131V130H187ZM199 131H200V129H199ZM206 131V130H205ZM196 132H198V131H196ZM201 132V131H200ZM203 132H204V130H203ZM239 132V131H238ZM262 132V131H261ZM1 133V132H0ZM7 133V132H6ZM139 133V132H138ZM144 133V132H143ZM165 133V134H164ZM176 133V132H175ZM188 135L187 137H186V134ZM191 133H193V131H191ZM195 133V132H194ZM193 133V134H194ZM202 133V132H201ZM207 133H208V130H207ZM206 133V134H207ZM2 134V133H1ZM18 134H20V133H18ZM17 134V135H18ZM40 134V133H39ZM195 134H197L198 135V133H195ZM203 134H205V133H203ZM241 134V133H240ZM124 135L125 134H120V135H116V136H114L113 138L114 139H112L111 138V140H112V142H111V144H110V148L109 149H107V150H105V151H102L101 152V154L98 156V158L97 159H94V157H93V154H89V158L87 159V166H85L82 170H81V172H80V174H79V176H80V180H79V182L81 183V185H82V188L84 189V191H82V188L80 189V191H82V194L81 193H78L79 194V196H78V194H77V192L75 191V194L74 195H76V197L77 198H74L73 197V194L71 195L70 194V190H64L62 193H61V195L59 196L60 197V199L56 202V204L54 205H52V207L54 206V207H56V209H55V212L56 213H58L57 215H55V216H53L55 219H56V216H58L59 214L62 216V220L63 221H61V220H59L60 219V217H59V221H61V223H63V222H65L64 224H66V223H70L71 221H72V223L70 224L71 225V228L69 227V229H67L66 231H65V236L67 237V240L65 241V243H63V241H62V239L59 237V235H58V237L57 238H54L53 239V237L51 236V235H49V232H47V231H45L44 232V237H45V240H42V238L41 237H37V238H30V237H25L24 236V238H22V243L24 244V246H25V249L28 251V252H31V251H33V250H35L34 248L36 247L37 248V246H39L40 244H41V246L40 247H38L36 250L37 251H35V252H33V257H31V258H27V260H26V262H25V264H79V262L81 261H77V260H79V259H84V256L83 255H85L86 256V258L87 259H85V260H82V261H84L85 263H87V264H95V263H97L98 261L100 262L99 264H149V259L150 258H152V257H156L157 259L156 260H158V258H159V260L161 261V262H158V263H154V262H151V263H154V264H170V260H171V264H172V260H174V261H176V263L175 264H183V263H181V261H185L186 260V262L187 263H185V264H194L195 262H197L196 264H199V263H204L205 261H208L209 263H207V262H205V264H228L227 262V258H229L230 259V255L229 254H231V251H229V250H232V249H227V250H224V249H222V247L223 246H233L234 248V250L232 251V252H236V249H237V251L238 250H240V251H243L244 253L246 252L247 253V255H249V254H251V255H254L255 257L256 256H259L258 258H263V260H264V192H262L263 190H264V178H261L262 176L264 177V172L262 173L261 171H264V167H260L261 168V170L259 169L258 170V172H254L255 173V175H253V170H252V172L251 171H249L250 169H251V167H250V169H249V165L247 164L248 162H250V160L246 163L247 165V169H248V172H246V166L244 167V170H242V164H239V166H241V167H236L237 168V170H236V168L235 167H231L230 168V170L232 169L233 171H231V176H229V172L230 171H228V176H229V178L228 177H226L225 175H224V172H223V169L225 168L224 167V165H223V162L220 164L221 166H223V169H222V171L220 170V172H222L221 174L223 175V176H225L226 178H222V177H219V178H222L221 180H223V181H221V180H218L219 181V183L221 184V183H224V184H226L227 183V185H226V187H225V185L223 186V189L221 188V186L223 185V184H221V186H219V187H216V186H218L219 185V183H215V182H213L214 184H216L215 186H213V184H211L212 182H210L211 181V178L212 177H214V176H216L217 178H212L213 179V181L216 179H218V176L217 175H219V171H217L216 172V170L214 169L215 167H217V165H218V167H219V164H217V162H214V163H216V164H214L215 165V167L213 168V170H212V167H209V169H211V172L210 173H215V174H217V175H214V173H213V175H212V177L210 176V173L209 172H207V171H209V170H207L206 171V173H202L203 171H205V169L202 171V168L205 166V167H207V165L206 164H202V168L200 169L199 168V165H197V163H195L194 161H199V163H200V161H202L203 160V156L200 158V159H202V160H193V161H191V159L189 160L192 164H190L189 162V164L192 166H189L188 164H187V162L183 159V157L184 156H188V154L189 153H192L193 152V150H194V148H192V151H190L191 149H189L190 147H189V144H188V140H186L187 142H183L182 141V139H181V141H182V143H184L185 145L187 144L188 145V149H187V151H188V153L185 155V154H181V152L183 151V152H185L186 153V151H184V150H186L185 148H184V150H182L181 151V149L180 148H178L177 150H180L181 152H179V154H176V152H175V155H179V157L177 156V158H176V156H173L172 154H170V152L168 153V150H166L167 151V153L168 154H166V152H165V150H163L164 152V155H163V153H161L162 151H160V149H163V147L162 148H159L160 147V145H159V147H158V145H157V148H158V150H159V152L164 156V159L165 160H162L161 162H163V161H166V159L169 161V164L171 163V165L173 164V163H175L176 162V164L175 165H178L179 166V168L183 165V164H187L188 166H187V168H190V170L191 169H193V164L195 163L196 165H197V167H198V169H200L201 170V172L200 171H198V170H196L197 169V167H194V171L196 172H200L201 174H199V175H197L195 172L194 173H192V171L193 170H191V173H192V175L194 174L195 176H194V178L195 179H197V177L199 176L200 177V175L202 176V175H204L202 178L205 180H207V179H209V183L211 184V186H213V187H211V189H210V187L208 186V180L206 181L205 180V189H207V186L209 187L207 190L209 191V192H206V190L205 191H203V189H201L202 187L200 186V185H203L202 183H204L203 181V179L200 177V180H201V182L202 183H197V184H200L199 186H200V188H198V185L196 186L194 183H196L197 181L195 180V181H193V180H191V178L190 177H192V175L190 176V174L191 173H189L188 172V177L190 178V180H189V178H187V175H185V172H184V174H181V173H183V171H184V169L183 168H185V170H186V167H181L182 169H183V171H179L180 172V176H182L181 178L183 179L181 182H185V179H188L186 182H190V184L189 185H191V183L193 184L192 186H191V189L193 188V186H195L193 189H195V190H197V192L196 191H189L190 192V194L192 195V193H193V195H192V199H191V195L189 194V192H188V195H190L189 197L190 198H186V194H187V191H186V194H185V196H183V192L185 193V189H186V187H184L185 189L183 190V192H182V194H180L181 193V189L182 188H180V186L182 187L183 186V184L182 185H180L181 184V182H180V186H179V189H180V192H176V190L178 191V189L176 188V187H174V186H177L176 184H177V182H175L174 180L175 179H177V178H179L180 176H178L177 178H176V176L178 175V174H176L175 172V170L173 169V166H175V165H172V167H171V165H170V167H169V164H168V166H166V167H164V162H163V167L162 168H164V171H163V169L161 168V166H159L158 164V167H160L159 169H162V172H160V171H158V170H156V171H158V172H156L155 170V172L154 171H152L151 169H148L151 165H153L152 163H154L155 162V160H156V157H154V156H151L150 157V154H149V152L147 153V152H142V150H140L142 147H144L143 146V144L144 143H142V139L144 138V139H151L150 137L152 136H150L149 138L147 137V136H145V137H143L142 136V134H140L142 137H139L140 135L138 134V136H135V137H132V136H130V137H128L127 139L126 138H124L125 139V141L123 140V137H124ZM167 135V136H166ZM172 135H174V133L172 134ZM171 135V136H172ZM192 135V134H191ZM190 135V136H191ZM201 135V134H200ZM200 135H198V136H200ZM263 135V134H262ZM261 135V136H262ZM8 136H9V134H8ZM39 136V137H40ZM170 136V135H169ZM198 136L196 137V138H198ZM203 136V135H202ZM205 136V135H204ZM238 136L239 137H237V139H239L241 136L238 134ZM18 137H20V136H18ZM40 137V138H41ZM53 137H54V139H53ZM56 137V138H55ZM177 137V136H176ZM192 137V139H194V137L193 136H191ZM243 137V136H242ZM246 137V136H245ZM1 138V137H0ZM3 138H7V139H9L10 138V136H9V138L6 136V137H3ZM3 138H2V140H3ZM41 138V139H42ZM195 138V139H196ZM201 138L202 137H199L197 140H199V144L202 142V145H203V140L201 141ZM5 140L7 143H5L4 145H6L7 146V144H10L8 147L9 148H11V150H13V154L16 156V154H17V152H18V147H20L19 146V142H18V140H15V139H13V137H12V139H10L11 141H10V143H8V141L9 140ZM164 139H162V140H164ZM174 139H176V138H174L173 137V141L170 139V144L168 143V145H165L166 147H169V145H171L172 144V142H174V141H176V140H174ZM188 139H190V138H188ZM203 139V138H202ZM240 139H246V138H240ZM239 139V140H240ZM263 139V138H262ZM1 140V139H0ZM1 140V141H2ZM3 140V141H4ZM167 140V139H166ZM165 140V141H166ZM248 140V139H247ZM0 141V145L2 144V142ZM55 141V142H54ZM147 141V140H146ZM150 141V140H149ZM148 141V142H149ZM152 141V140H151ZM151 141H150V143H151ZM160 141H161V139H160ZM164 141V142H165ZM172 141V142H171ZM178 142H179V139L177 140ZM180 141V142H181ZM193 141V140H192ZM205 141V140H204ZM264 141V140H263ZM53 142H54V144H53ZM145 142V141H144ZM147 142V143H148ZM177 143V142H175V143H177L179 146H181L180 144H182V143ZM194 142H195V140H194ZM197 142V141H196ZM243 144H242V143ZM12 143V144H11ZM50 143H51V146H50ZM150 143H148V146H149V144ZM175 143L174 144H172V146L173 145H175ZM241 143V144H240ZM152 144H156V142H153ZM157 144H159V143H157ZM160 144H161V142H160ZM163 144V143H162ZM165 144V143H164ZM167 144V143H166ZM184 144H183V146L182 147H184ZM193 144V142L192 143H190V145H192ZM238 144H240L241 145V149L239 148V150H241V151H244V150H242V148L243 149H245L244 147H246V144L244 143V140L243 141H239V143ZM41 145V144H40ZM44 145V144H43ZM43 145H41V146H43ZM145 145V144H144ZM147 145V144H146ZM196 145V144H195ZM195 145H194V147H195ZM242 145H244V147H242ZM49 146V147H48ZM150 146H152L151 144H150ZM148 147V148H152V147ZM162 146V145H161ZM179 146H177V147H179ZM198 146V145H197ZM204 146H205V143H204ZM204 146H202L203 147V149H204ZM239 146V145H238ZM256 146H258V145H256ZM0 147H2L3 149H4V153H5V148L3 147V144H2V146H0ZM7 147V148H8ZM171 147V146H170ZM169 147V148H170ZM175 147V146H174ZM176 147V148H177ZM181 147V148H182ZM199 147V146H198ZM240 147V146H239ZM259 147V146H258ZM6 148V149H7ZM54 148V147H53ZM145 149H146V147H144ZM144 148H143V150H144ZM147 148V149H148ZM155 148H156V146H155ZM154 148V146H153V148L151 149V151L152 152H150L151 154L153 153V150L155 149ZM168 148V149H169ZM172 148V147H171ZM187 148V147H186ZM205 148H206V146H205ZM223 148V147H222ZM253 148L255 149L256 147H254L253 146ZM41 149H42V147H41ZM202 149V148H201ZM9 149H7V151H8ZM44 150H46V149H44ZM140 150V151H139ZM157 149H155V151H156ZM157 150V151H158ZM171 150V152H172V150H174V148L173 149H170ZM176 150V149H175ZM174 150V151H175ZM176 150V151H177ZM198 150V149H197ZM219 150V149H218ZM221 150V149H220ZM224 150V149H223ZM257 150V149H256ZM264 150V149H263ZM42 151V150H41ZM146 151V150H145ZM150 151V150H149ZM155 151H154V153H155ZM156 151V152H157ZM174 151H173V153H174ZM50 152V151H49ZM92 152V151H91ZM246 152V151H245ZM244 152V153H245ZM257 152V151H256ZM256 152H254V153H256ZM43 153V152H42ZM41 153V154H42ZM48 153V152H47ZM93 153V152H92ZM143 153H146V154H149L147 157H150V158H152V159H154L155 158V160H154V162H149V167H147V165H148V163L146 164V167H147V169H146V167L144 166V163L147 161H144V157L142 156L143 155ZM177 153H178V151H177ZM193 153H195V150H194V152ZM193 153L192 154H189V158H192L193 159V156L191 157V155H193ZM201 153V152H200ZM203 153V152H202ZM211 153V152H210ZM209 153V154H210ZM215 153V152H214ZM258 153V152H257ZM6 154V153H5ZM157 154H158V152H157ZM157 154H155V155H157ZM170 154V155H169ZM199 152H197V153H195V155H197L198 156V158L197 159H199ZM212 154H213V152H212ZM225 154V153H224ZM241 154H243V152L241 153ZM240 154V152H239V155H241ZM261 154H263V153H261ZM154 155V154H153ZM173 157H175V158H173ZM180 155L182 156L181 158H180ZM184 155V156H183ZM194 155V159H195V157H197V156H195ZM202 155V154H201ZM205 155H208V154H205ZM245 155V154H244ZM157 156H160V154L159 155H157ZM162 156V157H163ZM185 157L186 159L188 158V157ZM210 156V155H209ZM243 155H241L240 157H238L237 156V158H241ZM146 157V158H147ZM161 157V158H162ZM211 157H212V155H211ZM233 157V156H232ZM261 157L262 156H260V160H261ZM142 158V159H141ZM161 158H160V160H161ZM188 158V159H189ZM207 158V157H206ZM213 158V157H212ZM229 158V157H228ZM236 158V159H237ZM243 158V157H242ZM249 158V157H248ZM163 159V158H162ZM205 159V158H204ZM208 159V158H207ZM206 159V160H207ZM222 159V158H221ZM235 159V160H236ZM264 159V158H263ZM6 160H7V158H6ZM9 160V159H8ZM7 160V161H8ZM144 161V163H143V161ZM149 161H150V159H148ZM158 160V159H157ZM159 160V161H160ZM209 160H211V159H209ZM209 160H208V162H209ZM232 160V159H231ZM241 160V159H240ZM243 160V159H242ZM205 161V160H204ZM204 161H202V162H204ZM213 161V160H212ZM216 161V160H215ZM245 161V160H244ZM185 162V163H184ZM208 162H207V164H208ZM234 162H237V164L240 162L241 163V161H234ZM168 162L166 161V164H167ZM243 163H245V162H243ZM262 163V162H261ZM260 163V164H261ZM159 164H161V163H159ZM180 164H181V166H180ZM195 164H194V166H195ZM210 164H212L213 165V162L212 163H210ZM235 164V163H234ZM236 164V165H237ZM250 164V163H249ZM262 164H264V163H262ZM261 164V165H262ZM154 165H156V164H154ZM153 165V166H154ZM225 165H226V163H225ZM233 165V164H232ZM20 166V165H19ZM201 166V165H200ZM220 166V167H221ZM234 166V165H233ZM262 166H264V165H262ZM155 167H157V166H155ZM154 167V168H155ZM167 167H169V169L167 168ZM167 168V169H166ZM170 168H172L174 171H172V172H174L175 173V175L176 176H174L173 177V180H167L166 179V176L169 174L168 172H169V170H170ZM175 169H176V166L174 167ZM178 168V169H179ZM180 168V169H181ZM222 168V167H221ZM234 168H235V170H234ZM239 168H241V170L242 171H240L239 170ZM153 169V168H152ZM157 169V168H156ZM171 169V170H172ZM181 169V170H182ZM246 169V170H245ZM165 170H168L167 171V175L165 174ZM215 170V171H214ZM225 170V169H224ZM229 170V169H228ZM186 171H189V170H186ZM213 171V172H212ZM235 171V173H233ZM256 171V170H255ZM171 172V171H170ZM171 172V173H172ZM219 172V173H218ZM225 172H226V174H227V171L225 170ZM245 172V173H244ZM157 173H159V174H157ZM161 173H162V175L164 174L165 175V177H163V178H161V180H159L158 179V181L155 179V177H157V175L158 176H161ZM187 173V172H186ZM207 173H209V175L207 174ZM249 173H252L251 175H249ZM157 174V175H156ZM221 174H220V176H221ZM258 174H262V176L258 179V177H257V179H256V176H258ZM21 175V174H20ZM173 175V174H172ZM197 175V176H196ZM250 176H254V178H251ZM168 177L170 178V177H172L171 175L169 176L168 175ZM167 177V178H168ZM21 178H22V175H21ZM23 178H24V175H23ZM159 178V177H158ZM175 178V179H174ZM25 179V178H24ZM224 179H230V181H232V183L230 182V183H228L227 181H224ZM178 180V179H177ZM179 180H181V179H179ZM203 180V181H202ZM255 180L256 181H258V182H255ZM174 181V182H173ZM193 181V182H192ZM218 181H216V182H218ZM221 181V182H220ZM234 181H236L237 183H239V182H243V183H245L246 185L248 184V185H250L252 188V190L250 189L249 190V187H248V185H247V187L246 186H244V184L242 185V183H241V185H242V187L244 186V187H246V191L248 190V191H250V192H246L245 190H244V188H243V190H242V188H241V190H239L238 188H240V187H236V185L235 184H233L234 183ZM68 182V181H67ZM171 183H176V184H174V186L171 184ZM168 184H171L170 186L172 187V188H174V191H173V189L172 188H170V186L168 185ZM229 184H233L234 185V188H233V185H229ZM78 185L79 184H75V185H73L74 186V188H77L78 187ZM185 185H187L186 183H185ZM238 185V184H237ZM240 184H239V186H241ZM177 186V187H178ZM188 186V185H187ZM259 186H262V187H259ZM27 187H29V185L27 186ZM26 187V188H27ZM69 187V186H68ZM67 187V188H68ZM72 187V186H71ZM81 187V186H80ZM190 186H188V188H189ZM228 187H231V189L233 188L234 190L231 192V194H232V196H234L235 198H233V202H240V201H237V199L238 200H241V199H239V197H243L244 195L246 196H244L245 198H243L244 200H241V201H245L246 199H247V197H248V199L247 200H249V202H250V205H248L249 204V202H248V204H247V201H245V203H242L241 205L243 206V204L245 205V207L243 206V208H239L241 205H239V203L237 204V203H235V209H236V211H235V209L232 207L231 208V210L230 211H233V213H231L230 215H232L233 214V216L234 215H236V216H234V218H233V216H230L228 213V219H226V212H228L227 211V208L225 209V207L224 206H222L221 205V203H222V199H225V196L227 195L226 193H224V192H226V189H228ZM257 188L258 190H261V188H263V190H261V192L259 191H256L255 190V188ZM74 188H73V190H74ZM187 188V189H188ZM199 190H198V189ZM219 189V190H221L222 192L221 193H223V194H226L225 196H223V194L221 195V193H220V191H217V190H215V189ZM248 188V189H247ZM254 188V189H253ZM192 189V190H193ZM201 189V190H200ZM213 189H214V191L216 192V195L218 196V194L220 195V196H223V197H221V200H220V196L217 198L218 199V202H217V200H216V198L214 197L215 195H213V193L215 194V192L213 191ZM225 189V190H224ZM28 190V189H27ZM32 191H33V189H31ZM172 190V191H171ZM188 190H190V189H188ZM212 190V191H211ZM223 190H224V192H223ZM237 191L238 192V190H239V193L237 194V192H236V194H234L235 192L234 191ZM25 191H26V189H25ZM24 191V192H25ZM32 191H30V192H32ZM199 191H201V195L203 196H200V192ZM202 191H203V193L205 194V197H204V195H203V193H202ZM213 192V193H211V192ZM228 192V194L229 195H227L226 197H228V198H232V196L230 195V192H229V189L227 190ZM241 191H245V193L243 194ZM23 192V191H22ZM174 193V192H176L178 195H179V197H181V196H183L182 197V199H180V198H178L177 196H176V194H175V198L176 199H178L177 200V202L178 201H183V202H179V203H176V200L173 198L172 199V197H171V200H173L172 202L170 201V195L171 196H173L174 197V195H172V193ZM196 192V193H195ZM234 192V193H233ZM240 192H241V194H240ZM72 193V192H71ZM33 194V193H32ZM194 194L196 195V197H197V199L199 200V201H197L196 200V198H195V196H194ZM198 194H199V196L200 197H202V198H204L203 199V201L205 202V204L206 205H208V204H210L211 203V205H215L216 204V202L219 204L220 203V201H221V203H220V205L219 206H217L218 204H216L215 206H213L214 208L217 206L218 208L217 209H220V210H218L219 212H217V211H215L216 210V208L213 210V207L211 208V205L209 206L208 205V207L210 208V209H207V208H205V204L203 205V204H200V203H204V202H202V201H200V200H202V198H200L199 196H198ZM207 194H210V195H213V197L215 198V199H212L213 197L211 196V201L212 202H209V198L210 197H206V195ZM29 195V194H28ZM181 195V196H180ZM22 196V195H21ZM81 196V198H79L78 199V197H80ZM193 196H194V198H195V200H196V202H197V204H196V202L194 201V198H193ZM231 196V197H230ZM188 197V196H187ZM25 198V197H24ZM169 198V199H168ZM184 198V199H183ZM185 198H186V201H188V199H190L191 201H189V203H186L184 200H185ZM250 198V199H249ZM28 199V198H27ZM76 199V200H75ZM77 199H78V202H76V205L75 206H73V204L75 203V201H77ZM180 199V200H179ZM208 201H207V200ZM235 199V200H234ZM25 200V199H24ZM174 200H175V203H174ZM213 200H215L214 202H213ZM170 201V202H169ZM194 201V202H193ZM225 202L226 201H228V199L227 200H224ZM229 201H232L231 199H229ZM73 202V204L71 205V203ZM160 202H162V203H160ZM191 202V203H190ZM199 202V203H198ZM223 202V205L224 204H228V202ZM233 202H230V203H233ZM213 203V204H212ZM229 203V204H230ZM159 204H162V205H159ZM199 204V205H198ZM234 204V203H233ZM248 205V207H247V205ZM202 205V206H201ZM232 205V204H231ZM236 205H238L237 207H236ZM203 206H204V209H202L203 208ZM241 206V207H242ZM202 207V208H201ZM222 207V208H221ZM224 207V208H223ZM227 207H229V206H227ZM231 207V206H230ZM52 208V209H53ZM54 209H53V211H54ZM226 210V212H225V210ZM234 209V210H233ZM237 209H240V210H237ZM224 210V211H223ZM68 211H69V213H68ZM247 211H250L251 212V215L249 216L248 215V217L251 219V223H249L250 221H247V223H246V220L245 219H247V220H250L249 218H247L245 215V219L243 220V214H245ZM219 213V214H217V213ZM254 212V213H253ZM71 213V214H70ZM215 213L217 214V215H215ZM221 213H225L224 215V219H225V221L227 220V222H225L224 221V219L223 220H219L217 217L219 216H222V218H223V214H221ZM230 213V212H229ZM255 214V217L256 218H258V222H257V219H256V221H254L255 219H253L254 218V215L253 214ZM261 213V214H260ZM70 214V215H69ZM242 214V215H241ZM246 214H248V212L246 213ZM256 214H260V215H258V216H256ZM54 215V214H53ZM240 215V216H239ZM263 215V216H262ZM230 216V217H229ZM238 216L240 217V219H238ZM251 216H253L252 218H251ZM25 218L23 219V223H22V227L25 229V231L29 228V226H31V224L33 225V223L35 224V221H34V219H33V217L32 216H30V215H27V216H24ZM42 217V216H41ZM215 218H216V220H218V221H220L221 222V224L218 222V221H215ZM72 219H76L75 221H77L76 222V224H74L75 223V221L74 220H72ZM221 219V218H220ZM230 219H233V222L230 220ZM253 219V220H252ZM260 219V220H259ZM263 219V221L261 222V220ZM71 220V221H70ZM235 220V221H234ZM236 220H237V223H236ZM239 220H241L242 222L244 221L245 222V224H244V222H243V224H242V222H241V224H239L240 223V221ZM57 221V220H56ZM70 221V222H69ZM74 221V222H73ZM231 223V224H234L233 226H234V229H233V226L231 227V224H228L229 222ZM37 222V221H36ZM217 222L220 224V225H222L223 227H225L224 229H229L230 227V229H229V231L227 230H225V231H223L222 232V230H224V229H222L220 226H218V224H217ZM222 223H224V224H226V225H224V224H222ZM72 224H74L75 225V227H74V225L72 226ZM228 224V225H227ZM239 224V225H238ZM248 224V226H246ZM35 225H37L38 227H39V225L36 223ZM34 225V227H36ZM59 225H62V226H65V225H63V224H59ZM229 225H230V227H229ZM241 225H244V226H241ZM67 226H69V225H67ZM236 226V227H235ZM246 226V227H245ZM250 226V227H249ZM61 227V226H60ZM72 227H74V228H72ZM239 228V230H242V229H240V228H242L243 227V232L241 233V231H239V230H237L238 228ZM244 227L245 228H247L248 229V231H249V233L247 234H245V232L247 231V229H246V231H244ZM31 228V227H30ZM29 228V229H30ZM37 228V227H36ZM219 228H221L220 230H219ZM41 229V228H40ZM250 229V230H249ZM74 230V231H73ZM199 231V232H197V231ZM231 230H233V231H231ZM234 230H235V232H234ZM23 231V230H22ZM27 231H29V232H31L32 231V228L30 229V230H27ZM40 231V230H39ZM60 231V230H59ZM73 231V232H72ZM195 231L197 232V233H195ZM220 231H221V233H220ZM236 231H239V232H237L236 233ZM55 232H57V231H55ZM77 234V238H80L79 240L82 242V244L80 243V241H78L77 243H80L79 245H81V246H79V247H77V244H76V247H73V245L75 246V244H73V243H75L74 241H75V236H73V234L74 235H76L75 233ZM229 232V236L227 235V233ZM230 232H232V233H230ZM32 234H34V232H31ZM199 233V234H198ZM223 233V234H222ZM237 235H236V234ZM31 234V235H32ZM197 234V237L195 236ZM201 234V235H200ZM231 234V235H230ZM235 234V235H234ZM35 235V234H34ZM34 235H33V237H34ZM199 235H200V237H199ZM226 235V236H225ZM239 235V236H238ZM243 235V237H240V236H242ZM55 239H57V240H55ZM204 239H206V241H210V244L208 245V244H205V247H206V249H205V247L203 248L202 246L203 245H201L200 243H202V244H204ZM208 239V240H207ZM49 240L50 241H53L54 240V245L55 244H57L58 245V250L62 253L61 254V256L59 255V257H57L54 253H51V254H49L50 253V250H49V253H47L46 251V244H48V242H49ZM74 240V241H73ZM200 240H202V241H200ZM198 241H200V246L202 247V250L203 249H205V250H207L206 252H210V253H206L205 255L203 254V252L201 251L200 252V250H201V247H200V249H199V246L197 245V243L196 242ZM193 243H196V245L195 244H193ZM206 243V242H205ZM57 245H55V246H57ZM208 245V246H207ZM230 246L228 247V248H230ZM52 247H54V246H52ZM74 249H73V248ZM77 248H79V252L77 251ZM221 249V252H219V251H217V250H220ZM232 248V247H231ZM53 249H55V247L53 248ZM57 249V248H56ZM76 249V250H75ZM89 249V250H88ZM199 249V252H200V254H199V252L197 251V250ZM185 250H191L190 251V253L191 254H185L184 255V251ZM196 250V252L198 253V254H196V255H198V256H196V260L194 261V260H192V259H190V258H195V255H193L195 252H193V251H195ZM205 250H203V251H205ZM224 252H226V254L228 253L227 251H229L230 253H228L227 254V256H225L224 255V253H223V251ZM53 251H55V250H53ZM52 250H51V252H53ZM58 251V252H59ZM183 253V255H182V253ZM239 251V255H243V254H240L241 252ZM8 252H10V251H8ZM89 252H93V253H95V259H97L96 261H95V259L94 258H91V255H90V253ZM176 252H177V254H179V253H181V255H177L176 254ZM192 252H193V254H192ZM216 252H219V253H216ZM78 253H82V257H81V255H79L78 256ZM173 253H175L176 255H177V257L176 256H174V254ZM185 253H186V251H185ZM201 253L203 254V255H201ZM205 253V252H204ZM223 253V254H222ZM13 254H15V253H13L12 252V254H10V255H13ZM55 255L54 256V258L52 257V255ZM60 254V253H59ZM75 254H76V256H75ZM212 255L213 256V259L211 258L212 256H209L210 257V259H209V257H208V259H207V256L208 255ZM215 254L217 255L218 254V256L219 255H221V256H219V257H216L215 256ZM233 254L235 255H237L238 253H232L231 255L233 256ZM9 255V256H10ZM17 255H19V253H17ZM21 255V254H20ZM19 255V256H20ZM173 255V256H172ZM191 255H193V256H191ZM235 255V256H236ZM246 255V254H245ZM19 256H16V257H19ZM201 256V257H200ZM229 256V257H228ZM57 257V258H56ZM79 259H78V258ZM161 257V258H160ZM164 258V260H162L163 258ZM172 257H174V258H172ZM198 257H199V259L200 260H202L203 259V257H206V260H205V258L202 260V261H204V262H200V260L198 259ZM227 257V258H226ZM251 257V256H250ZM13 258H15V257H12V259ZM20 258V257H19ZM185 258V259H184ZM191 260H189V259ZM215 258V259H214ZM237 258V257H236ZM11 259V258H10ZM11 259V260H12ZM94 259V260H93ZM155 258H153V260H154ZM177 259V260H176ZM181 261H180V260ZM183 259V260H182ZM188 259V260H187ZM228 259V260H229ZM239 259V258H238ZM14 260V259H13ZM180 262H179V261ZM197 260H199V261H197ZM211 262H210V261ZM15 262H16V260H14ZM163 261V262H162ZM178 261V262H177ZM189 261H190V263H189ZM194 261V262H193ZM230 261V260H229ZM262 261V260H261ZM19 262V261H18ZM83 262V263H84ZM156 262V261H155ZM199 262V263H198ZM232 263V262H231ZM17 264V263H16ZM82 264V263H81ZM98 264V263H97ZM174 264V263H173Z\"/></svg>",
    "mask_w": 264,
    "mask_h": 264
},
{
    "label": "rangeland",
    "instance_id": "2",
    "mask_svg": "<svg viewBox=\"0 0 264 264\" xmlns=\"http://www.w3.org/2000/svg\"><path fill=\"white\" fill-rule=\"evenodd\" d=\"M112 1V0H111ZM114 1V0H113ZM117 1V0H116ZM121 0H119V2H120ZM153 1V0H152ZM155 1H157V0H155ZM166 2V0H163V2ZM177 1V0H176ZM181 1V0H180ZM177 1V2H174V0L171 2L172 4H170L169 6H170V8H172V6H173V4L174 3H176V5H174L173 6V11H171V9H169V8H167V7H169V6H166L165 5V2H164V4H163V6H162V4H161V0H160V2L158 1V3H160L161 4V6L163 7H160V5L157 3V2H155V3H157V6H156V4H153V2H152V5H155V6H152L151 8H149L148 10H146L147 9V7H145V6H148L146 3H148V1L144 4V5H142L141 6V4H140V6H141V9L144 7V8H146L145 10L144 9H139V7H138V9L137 8H128V6H129V4H125V1H124V3H119L118 4V1L117 2H115V3H117V5H119V8H121L123 5L122 4H125V6H123V10H121V11H118V15L120 16V17H122L123 16V13L125 12L126 14L127 13H129L128 15H130V13H132L133 11H134V14H135V16H136V20H137V18H138V21H136L135 20V16H134V14L133 15H130L129 16V18H131V16H132V18L131 19H128V18H126V21H124L125 20V18H122V19H124L123 21H124V23L126 24V22H133V21H135V22H133L132 24H134V25H132L131 23L129 24V23H127V25H125V24H123V22L122 21H120L119 23L120 24H122L121 26H125V27H127L128 28V30L129 31H127V32H125V31H123V32H125L126 34L128 33V35H129V37L128 38H130V43H127L128 41H129V39L127 38V36H126V38H125V40H126V42H125V44H127L128 46H127V48H125L126 47V45H124L122 42H121V45L122 46H125V47H123L124 49H130V50H128V51H130V53L129 52H127L126 50H124V51H121L122 53L123 52H127L126 53V55H128V61H126V59L124 60L123 58V63L125 62L126 63V65H127V62H128V65L125 67V64L123 65V63H122V59L120 60L121 61V65H119L122 69H124V75H126L127 74V71H128V69H127V67L129 68V66H131L132 67V65H133V61H135L136 62V60H138L139 62H140V64L141 65H145V67L144 66H142V68L144 67L145 69H147L148 70V72H147V70H146V73H144L143 72V70L144 69H142L141 68V66L139 67V65H137V67H136V65H135V68H134V70H135V72H137V76L138 75H140V74H138V73H141V75L139 76V78H141L140 79V82L142 83V84H144V85H146L149 89H151V87H152V83L151 82H149V80H147V77L150 75L149 74V72L151 73V75L153 76V75H160V72H162L161 73V81L162 82H165V84H164V86H163V89H160L161 91H160V93H161V99L163 100V101H169V103L168 104H162V105H160V106H156V107H151V108H149L147 111H142V112H140V113H138V112H136V110L138 109V110H140L141 108H142V106H144V102H141V101H138V99L139 98H135V97H126V99L124 100L123 99V97L129 92V91H131V89L129 88V87H131V86H133V90H135L136 88H134L135 86L132 84L131 85V83L128 81V80H125V81H128L127 83L128 84H123V83H121L120 85H118L117 86V88L115 89V90H106V89H103L104 90V93H102L101 91V94H105V93H107V95L105 94V97L106 98H102V95L97 91L96 92V88L94 89V90H91V92H87V93H85V99H83V100H85L86 101V98H87V96H88V94L89 95H91V96H96L97 97V101L99 102V103H106L107 102V104H105L106 106H108V109L106 110V112L104 113L105 114V117L104 118H102L99 122H96V123H91V117H89V116H87L86 117V114H85V116H83L82 115V112H80L81 111V109H77L76 111H74L73 113H74V115L72 114V115H69V117H68V114H67V112H66V110H65V108L64 107H62L61 109H60V106H58V109L56 108L57 107V105H55V104H60L61 103V101L59 100V98L58 97H60L59 95H57L56 94V90L54 91V90H51V88H54L55 86H52V87H50V91H51V93H55L57 96L55 97V98H58V100H59V102L57 103V99L55 100V98H54V100L56 101V102H52L53 101V96L55 95V94H52L51 96H49V94H51V93H47L48 94V96L49 97H46V99L47 98H49L48 99V101L46 100V101H44L43 100V94L44 95H46V92H50L48 89H47V91L46 92H43V90H42V92H43V94H42V92H40V94H41V97H40V95L38 96L36 93L38 92L37 90H36V92H35V96L33 95V96H31L30 94L32 93V91H33V89L35 90V88H37L36 86H35V88H34V86L33 87H30V86H32V85H30L29 86V88L27 89V87H26V89H27V92H25L24 90H22V89H20V90H22L25 94H27L28 93V91H29V89L31 88V91H29V95L28 96H26V99H27V97H28V101L26 100V99H24L23 98V94L22 93H20L21 94V97L23 98V100H24V102L25 103H23L22 101H21V104L19 105V104H17V103H9L8 102V99H7V97H5L6 99H4V100H6V101H4L3 99H1L0 101V122H1V124H0V132L2 133H0V139L2 140V138L3 137H8L9 138V136H10V138L9 139H7V138H3V140L5 139H7V140H9L8 141V143H10V139H12V137H13V139H15V140H18V142L20 143L19 144V146L20 147H18V152H17V154H16V156L13 154L14 152H13V150H11V148H9L10 146V144H7V146L6 145H4L5 143H7L5 140L2 142L1 140V142H2V144H3V147L5 148H7L8 146V148L7 149H9L8 151H7V149L5 148V153L3 152L4 151V149L2 148V147H0V181L1 182H4V183H7L8 181H11L13 178H15V177H17V176H20L21 177V175H22V178H21V180H23L24 182H25V184H24V187H22V188H4L3 190H2V192H5V191H15V192H18V193H20L23 197H25V199H27V197H28V201L30 202L29 203V205H28V207L30 208L29 209V214L28 215H30V216H32L33 217V219H34V221H35V224L37 223L38 225H39V227L37 226V225H35L34 223H33V225L31 224V226H29V228L31 227L32 228V231L31 232H34V234H32L31 232H29V231H27V230H30L29 228L25 231V229L20 225V229L17 231V233L19 234H21L22 235V238H24V236L26 237H30V238H37V237H41L42 238V240H45V237H44V232L45 231H47V232H49V235H51L52 237H53V239L54 238H57L58 237V235H59V237L62 239V241H63V243H65V241L67 240V237L64 235L65 234V231L67 230V229H69V227L71 228V223H72V221L68 224V223H66V224H64L65 222H63V223H61V221H63L62 220V216L59 214L58 216H56V219L53 217V216H55V215H57L58 213H56L55 212V209H56V207H52V205L54 204H56V202L60 199V195H61V193L66 189H68V190H70V194L72 195L73 194V197L74 198H77L76 197V195H74L75 194V191L77 192V194L78 193H81L82 194V191H84V189L82 188V185H81V183L79 182V178H80V176H79V174H80V172H81V170L85 167V166H87V159L89 158L88 156H89V154H93V157H94V159H97L98 158V156L101 154V152L102 151H105V150H107V149H109L110 148V144H111V142H112V140H111V138L112 139H114L113 137L114 136H116V135H120V134H125L124 135V137H123V140L125 141V139L124 138H128V137H130V136H132V137H135V136H138V134L140 135V134H142V136L143 137H145V136H147V135H149V131H150V129L148 130V128L147 127H149V128H151V132H153V133H151L150 134V138L151 139H142V143H144L143 144V146L144 147H146V149L144 148V147H142L140 150H142V152H149V154H150V157L151 156H154V157H156V160H155V158L154 159H152V158H150V157H147L149 154H146V153H143V157L145 158L144 159V161H146L145 163H144V161H143V163H144V166L146 167V164L148 163V165H147V167H149V162H154V160H155V162L154 163H152L153 165L154 164H156V165H151L148 169H151L152 171H156V170H158L160 167H158V165L159 166H161V168L163 167V162H164V167H166V166H168V164H169V161L166 159V161L168 162L167 164H166V161H163V162H161L162 160H165L164 159V151L163 150H165V152H166V154H168L169 152H170V154H172L173 156H176V158H177V156L179 157V155H175V152H176V154H179V152H181L182 150H184V148L186 149V150H184V151H186V153L185 152H181V154L183 153V154H187L188 153V151H187V149H188V145L186 144H184L185 142H187L186 140H188L189 142H188V144H189V149H191L190 151H192V148H194V150H195V153H197V152H199V159H197L198 158V156L197 155H195V153H193L194 152V150H193V155H191V157L193 156V159L192 158H189L188 156H189V154H192V153H189L188 154V158L186 159L185 157L186 156H184L183 157V159L187 162V164L189 165V166H191L190 164H192L189 160L191 159V161H193V160H202V159H200L202 156V158H203V160L202 161H204V162H202V161H200V163H199V161H194L195 163H197V165H199V168L201 167H203L202 166V164H206L207 165V167H203L202 168V171L205 169V171H203L202 173H206V171L207 170H209V171H207V172H211V169H209V167H212V170H213V168L215 167V165L214 164H216V163H214V162H217V164H219V167H218V165H217V167H215L214 169L216 170V172L217 171H219L220 172V170L222 171V169H223V166H221L220 164L223 162V165H224V169L227 171V174H226V172H225V170L223 169V172H224V175L226 176V177H228L229 178V176H231V171H233L232 169L230 170V168L231 167H238L239 166V164H242L243 166L241 167V166H239V167H241L242 168V170H244V167L247 165L248 167H249V169H250V167H251V169L249 170V171H251L252 172V170H253V175H255V173L254 172H258V170L260 169L261 170V168L260 167H264V166H262V165H264V164H262V163H264V96L263 97H259L258 96V94H256V91H254V88H256V84H257V81H258V83L260 82V80H259V78L261 79V77H262V80L264 79V75H261V74H264V64H263V59H264V55L262 56V54H263V52H264V36H262L263 38H262V40H261V42L260 41H258V42H253V41H257L259 38H261V35H263V33H264V30H261V29H264V19H263V16H264V12H262L263 10H261V12L263 13V14H261V12L260 13H258V12H256V13H254L253 12V15H252V13L250 14V15H252L253 17L255 16L256 18L258 17L259 18V22L261 23V21L263 22V23H261V26H262V24H263V26L261 27L260 25H257V24H255L256 22L254 21V27L255 26H258V27H261V29L260 28H258V29H260V30H258L256 27L255 28H251V30L253 29V31H254V29H256V31H258V32H260V33H262V34H258L256 31H254L256 34H257V36H256V38L254 37L255 36V33L253 32V31H251L252 33H254V35H253V39H255V40H251V39H249L251 36H252V33H249L250 35H248V32H247V30L249 29V25H247V30H246V33H244L241 29L239 30V28H243V26L240 24V25H238V23L240 22L239 21V19L237 20L238 22H236V17H235V19L233 20V21H235L236 22V28L234 27V24H235V22L234 23H231L230 21H231V19H233V17L235 16V14H236V16H238V14L240 15V13H235L234 14V12H233V15L234 16H232V18H229L230 20L228 21V19H227V23L229 24H227V23H225L224 21L226 20V18L225 17H228V15H230V14H228L229 13V10H231V9H233V8H231V9H229L228 7L230 6V4H229V6H228V4H227V8H224V9H228V13H227V15L225 16V14H224V17H223V15H222V17L224 18V21L222 20L223 18L222 17H220L219 19L220 20H222L224 23H222L221 21H219V19L217 18L216 20H218V22L220 23V25H219V23H218V25L217 26H215V24L217 23L216 21L215 22H213L212 23V20H213V16H212V10H214L213 9V3H214V1H216L217 2V0H186V1ZM223 0H220V2H222ZM263 1V0H262ZM135 2V1H134ZM174 2V3H173ZM220 2L218 1L217 3H219V5L218 6H223L222 4H220ZM226 2H227V0H226ZM225 1L223 2V4L224 3H226ZM264 2V1H263ZM127 3V2H126ZM129 3H131V2H129ZM136 3V2H135ZM135 3H131V4H135ZM150 3H151V1H150ZM177 3H179V4H177ZM182 3V4H181ZM216 3V4H217ZM110 4H112V3H109V5ZM121 4V5H120ZM264 4V3H263ZM126 5H127V7H126ZM137 5H139V3L137 4ZM159 5V6H158ZM226 5V4H225ZM112 7H111V9L110 10H112V8H113V6L114 5H111ZM131 6H133V5H131ZM135 6V5H134ZM150 6H151V4H150ZM176 6V7H175ZM264 6V5H263ZM117 8V6H114V8ZM126 7V8H125ZM155 7V9L156 10H154L153 8ZM158 7V8H157ZM165 7V8H164ZM217 7V6H216ZM225 7V6H224ZM260 8V6H257V8ZM113 8V9H114ZM119 8H117V9H119ZM124 8H125V11H124ZM131 9V10H129V11H131V12H129L128 11V9ZM175 8V9H174ZM215 8V7H214ZM256 8V9H257ZM258 8V9H259ZM262 8V7H261ZM58 9H60L61 11H62V9L59 7L58 8V6H57V11H59ZM75 9V8H74ZM73 8H72V15H73V12L76 10H74ZM151 9H153L154 10V12H151V11H153V10H151ZM219 8H217L216 10H218ZM221 9H223V8H221ZM251 9H253L252 7H250L249 9H247V10H251ZM74 10V11H73ZM114 10H116V9H114ZM126 10H127V12H126ZM133 10V11H132ZM136 10V11H135ZM149 10H150V13H149ZM168 10V13L166 12ZM195 11V10H197V11H199V12H195V13H193V14H191L192 16H195L196 15V17H197V19L194 17V22H192L193 21V19L191 18L192 16L190 15V14H188L189 13V11H190V13H191V11ZM216 10H214V11H216ZM247 10H245L244 11V13L245 12H247ZM255 10V9H254ZM60 11V12H61ZM70 11V10H69ZM68 11V13H71V11L69 12ZM122 11H124V12H122ZM144 11H146V12H144ZM158 11L159 12V14L158 13H156V12ZM165 11V12H164ZM222 11V12H221ZM220 12V14H223L224 12H223V10H221ZM225 11V10H224ZM233 11V10H232ZM232 11H230L231 12V14H232ZM253 11V10H252ZM251 11V12H252ZM63 12V11H62ZM76 12H77V10H76ZM76 12H75V14H76ZM115 12V11H114ZM137 13V15H136V13ZM171 12H172V15L171 16H173V14L175 13L176 14V16L175 17H171L170 16V14H171ZM208 12H210V15L212 16V17H210V19H207L208 17L207 16H203V15H208L209 13ZM216 12H218V13H216ZM216 12H213V13H215L216 14V17H217V15L219 14V11H216ZM227 12V11H226ZM242 12V11H241ZM121 13V14H120ZM145 13H149L150 14V16H149V18H148V14H145ZM155 13V15H151V14H154ZM197 13H202V15L201 16H199ZM248 13H250V12H247V14ZM48 14H50V13H47V16H48ZM126 14H124V16L125 17H127L128 15H126ZM138 14H141V15H138ZM142 14H143V17H142ZM144 14H145V16H146V18H145V20H148V21H145L143 18L145 17L144 16ZM159 16H157V15ZM174 14V15H175ZM188 14V15H187ZM214 14V15H215ZM219 14V15H220ZM241 14H243V13H241ZM246 14V13H245ZM245 14H243V16L245 15ZM162 15V16H161ZM165 15V16H164ZM167 15V16H166ZM186 15H187V17H186ZM250 15L246 18L248 21L252 18V17H250ZM256 15H259V16H261V17H259V16H256ZM50 16V15H49ZM134 16V17H133ZM138 16V17H137ZM142 18H141V17ZM154 16V17H153ZM189 16V17H188ZM191 16V17H190ZM203 16V17H202ZM221 16V15H220ZM231 16V15H230ZM247 15H245L244 17H242L240 20H242L243 19V22H245L244 20H246L245 19V17H246ZM139 17L141 18L140 20H139ZM152 17L153 18H157V19H153V20H151L152 19ZM199 17H201L202 19H198ZM207 17V18H206ZM241 17V15L239 16V18ZM249 17H250V19H249ZM205 18V19H204ZM212 18V19H211ZM261 18L263 19V20H261ZM46 19V20H45ZM44 20H43V22L45 23L46 21H47V19H48V17H46ZM127 19H128V21H127ZM164 19V20H163ZM191 19V20H190ZM253 20H254V18H252ZM28 20V19H27ZM27 20L24 22V24H26L27 23ZM32 21H33V19H31ZM133 20V21H132ZM143 20H144V25H142V23H143ZM149 20H151V22L152 21H154L155 20V23L154 22H150ZM159 20V21H158ZM199 21V23H198V21ZM209 20V21H208ZM214 20H215V16H214ZM246 20V21H247ZM13 21V20H12ZM51 20H49L48 21V23L50 22ZM161 21H162V29H161ZM163 21H164V23H163ZM195 21H197V23H195ZM211 21V22H210ZM251 21V20H250ZM256 21H258V19H256ZM29 22H30V19H29ZM210 22V23H209ZM243 22H241L243 25H244V23ZM253 22V21H252ZM16 24V22H12V26H13V24ZM21 23V22H20ZM20 23H17V24H19V25H17L16 24V27H15V31H16V29H17V27H18V29H17V31L19 30V26L22 24H20ZM33 24H35V22L33 21L32 22ZM37 23V22H36ZM47 23V22H46ZM50 23H52V22H50ZM54 23H56V22H54ZM119 23H117L118 25H120ZM136 23L137 24H139L138 26L139 27H137V25H136ZM201 23V24H200ZM214 24V25H212V24ZM248 23V22H247ZM246 23V24H247ZM259 23V24H260ZM9 23L6 25H4V26H2L3 28H1L2 30H3V32H5V35H6V37H7V35L8 34H6L8 31H6V28H7V26H8V28H12L13 29V27L15 26H11ZM23 24V25H24ZM27 24H29L30 25V23H27ZM26 24V25H27ZM57 24V23H56ZM116 24V25H117ZM128 24L129 25H131V27L133 26V28H131L130 26H128ZM151 24V25H150ZM158 24H159V26H160V30L157 28V26H158ZM163 24H165V27L163 26ZM221 24H222V26L223 27H221ZM231 24H233L231 27H230V25ZM249 24V23H248ZM253 24V23H252ZM252 24H250V27H251V25ZM10 25V26H9ZM23 25H21V26H23ZM36 25V24H35ZM35 25H32V27H34ZM115 25V24H114ZM111 26L110 25V27H112V28H116L117 26ZM136 25V26H135ZM142 25V26H141ZM6 26V27H5ZM25 26V25H24ZM39 26V25H38ZM120 26V27H121ZM121 27L123 30H124V28L125 27ZM144 26V27H143ZM151 26V27H150ZM242 26V27H241ZM246 26V25H245ZM253 26V25H252ZM28 27V26H27ZM31 27V25H30V28H32ZM61 27V26H60ZM63 27V26H62ZM62 27L59 29H57L58 30V33L59 34H61V35H59L58 33H56L53 29L52 30H50L49 32H51V31H54V32H51V33H53V34H51L50 35V33H49V35H48V33H47V31H46V33H47V35L48 36H50V37H48V38H51V39H53L54 37L56 38V34H58L59 36H62V35H64V34H62V33H64L65 31H66V29L64 28V32L61 30L62 29ZM80 27V26H79ZM129 27H130V29H129ZM136 29H135V28ZM227 27V28H226ZM228 27H230L229 29L231 30H229L228 31ZM7 28V30H9ZM21 28V27H20ZM24 28V27H23ZM75 28V27H74ZM74 28H73V30H74ZM77 28V27H76ZM115 28H114V30H115ZM141 28V29H140ZM142 28H143V30H144V28H145V32L142 30ZM149 28V30L150 31H154V30H157L158 32H154V34L156 35V36H159L157 33H159L161 36H160V38L159 37H156V38H158V40L154 37V35L152 34V32H148L147 31V29ZM151 28V29H150ZM157 28V29H156ZM245 28V27H244ZM10 30V32H8L10 35L12 34V36H13V34H15L16 36L18 35V33L19 32H17V34H16V32L14 31V30ZM22 29V28H21ZM20 29V30H21ZM25 29H27L26 27L24 28V30L22 29L21 31L22 32H24V33H22V32H20V36L18 35L17 36V40L19 41V43H20V45H24L23 46V49L20 47V45L19 44H17L18 43V41H16V42H14L15 41V39H13L12 38V36L10 37V35H8V37H7V40H6V37H3L4 39H5V41H4V43L7 41V45H10L9 44V42L8 41H11L10 39L12 38V44L11 45H13V43H14V45H13V47H11V45L10 46H7V45H5V47L7 46L8 48L9 47H11V50H12V48H13V50L16 52V48H15V46H16V44H17V46L19 47V49H18V47H17V51H18V55H17V57H18V60H19V58L20 57H22V58H20L21 59V61L20 62H22L23 60H24V62H26V60H27V62L29 61V63H31L32 61H34V60H32L33 59V55L31 56L30 54H29V57H28V52H30L31 54H33L32 52V50H29L27 47H30V46H28V44H29V41H30V39H28V37H30V35H28V37H27V35L26 34H28V29H27V31L28 32H26V30ZM55 29V28H54ZM55 29V30H56ZM120 29V28H119ZM122 29H121V31H122ZM132 29V30H131ZM138 29V30H137ZM235 29H237L239 32H241L240 34H239V32L238 31H236ZM19 30V31H20ZM70 30V29H69ZM77 29H75L74 30V34L76 33L75 31H76ZM110 30H112L111 31V33H113V29H110ZM125 30H127L126 28H125ZM139 30H142L141 32L139 31ZM12 31H14V32H12ZM78 31V30H77ZM139 32V34L137 33H135V32ZM162 32V34L160 33V32ZM249 32H250V30H248ZM3 32H1L0 33V35L2 36L3 34ZM12 32V33H11ZM61 32V33H60ZM147 32V33H146ZM55 33V34H54ZM66 33H68V31L67 32H65V34ZM69 33H70V31H69ZM68 33V34H69ZM73 33V32H72ZM135 33V34H134ZM142 33V34H141ZM143 33H144V35H143ZM148 33H150L149 34V37H148ZM67 34V35H68ZM134 34V35H133ZM147 34V35H146ZM242 34H244V36H245V34L247 35V36H249V37H244ZM4 35V36H5ZM14 35V36H15ZM25 36V39H26V41H25V39L23 38V41H25V42H27L28 40V44L27 43H22V38H20V37H24ZM54 35V36H53ZM57 35V36H58ZM110 35H112V34H110ZM132 35L133 36H136L137 37V35H142L141 36V38L142 37H144V36H146L147 38V40H145V37H144V39L142 38H139V40L141 41V43H140V41L136 38H132ZM150 35H153L152 37H150ZM13 36V37H14ZM16 36H15V38H16ZM58 36V37H59ZM244 38H243V37ZM18 37H19V39H18ZM57 37V38H58ZM63 37V36H62ZM64 37H65V35H64ZM62 38V39H68V40H70L71 38L70 37H67V38ZM1 38V37H0ZM61 38V37H60ZM60 38H58V40L60 39ZM148 38H150V39H148ZM162 38V39H161ZM245 38L246 39H248V40H245ZM258 38V39H257ZM9 39V40H8ZM45 39H46V44L49 46L50 44L49 43H51V44H54L53 45V47L51 46V48H54V46H56V45H61L62 43L64 44V40L61 42V43H58L57 41H54V40H56V39H54V40H51V39H47V37L45 36ZM44 39V40H45ZM132 39L134 40V41H132ZM152 39V40H151ZM157 40V41H154L153 42V40ZM14 40V41H13ZM21 40V41H20ZM49 42H48V41ZM76 41V39H73V41ZM137 40V41H136ZM149 40V41H148ZM166 40H168L170 43L171 42H173L172 44H170V43H168ZM195 40V42H193ZM238 40H239V42H238ZM0 41H2V38H1V40ZM74 41V43H77V42H75ZM136 41V42H135ZM139 41V42H138ZM145 41V42H144ZM147 41V42H146ZM164 41V42H163ZM166 41V42H165ZM188 41V42H187ZM237 41V42H236ZM245 44H241L242 42ZM41 42H45V41H41ZM148 42H149V44L151 43V45H149L148 44ZM192 42V43H195V47L194 46H192V43L190 44V43ZM241 42V43H240ZM251 44V46H249V43ZM252 42H253V44H252ZM1 43V42H0ZM3 43V42H2ZM0 44V45H3V44ZM16 43V44H15ZM73 43V44H74ZM78 43H81V42H78ZM77 43V44H78ZM133 43H136L135 44V49L133 48L132 50H135V52L136 51H139L138 53H141V54H139V56L141 55H143V57H146V63L147 64H145V62L142 64V62L139 60V58L141 59V57H136V55H134L133 54V52L131 51V47L130 46H132L133 45ZM140 43V45L139 46H142V44H146L147 46L149 45V47H151L152 46V43H153V46H154V44H156L157 45V48L156 47H152V48H154L153 50L155 51L154 53H153V50L151 51H148V49H146V48H143V50L141 49H139V46H138V48H137V44H139ZM158 43V44H157ZM178 43H180V44H178ZM185 43V44H184ZM234 45L233 47H232V44ZM235 43V44H234ZM238 43H240V44H238ZM246 43H248L247 45H246ZM254 43H257V45L255 44V46H254ZM262 43V45H260ZM27 44V45H26ZM46 44L44 45V44H41V45H44L45 47H43V46H41L40 44V48H43L44 50H46V52H47V49L50 47H48V46H46ZM71 44V43H70ZM75 45V49H76V52H75V50L74 49H71V51H73L74 53H76V54H74L73 52V56H71L72 55V53H71V51L70 52H68V53H71V54H66L67 52H65L66 50H64L63 51V54H64V52H65V54L69 57V58H67L68 60H67V66L65 65V66H63V68L62 67H60V68H58V69H60V71L56 68V67H59V66H55V71L53 70L54 68H52L51 70H50V73H51V75H52V72H57L58 73V71L59 72H62L63 70H61V68L62 69H64V67H66L65 68V71H69L68 73V75H69V77H67V75L66 76H64L65 75V71H63V72H65L64 74H63V72H62V75L65 77H63L62 75H61V73L59 74V76H61V79L62 78H64V79H62V82H63V80L64 81H66V82H64V83H66V85H72V86H75L74 84H73V80L74 79H76L75 77H78V75H80V77H81V79H83L84 81H87V76H86V73L84 74V72H81V74H84V76H85V78H86V80H85V78H82V77H84L83 75L81 76V74L79 73L80 71H82V68H83V66L82 65H86V59L88 60V58H84V60H83V58H81L80 57V59L78 58L80 55H82L83 56V54H84V52H85V50H84V48H83V51L84 52H82V51H80V48H81V45L82 44H80V48L78 49V48H76V46L77 47H79L78 45ZM131 44V45H130ZM163 44V47L161 46ZM175 45V47H173L174 45ZM192 46V47H194V48H191V50H189V46ZM203 44H205V45H203ZM209 44H211L212 45V48H211V46L209 45ZM230 44H231V46H230ZM237 44V46L235 47V45ZM30 45H31V42H30ZM59 45V46H60ZM64 45H66V43L64 44ZM63 45V46H64ZM173 47V49H175V51L176 52H174V50L172 49V47ZM177 45H180L179 47L177 46ZM182 45V46H181ZM185 45V46H184ZM198 45V46H197ZM206 45H208V46H206ZM240 45H243V47L242 46H240ZM259 45V47L258 48H256V46H258ZM62 46V45H61ZM66 46H68V44L66 45ZM72 46V45H71ZM122 46H121V48H122ZM144 47H145V45H143ZM146 46V47H147ZM199 46H201V47H199ZM207 48V47H209V49H211V52H212V54H213V52H214V54L212 55L211 54V52H210V54L208 53L210 50L208 49L207 51L205 50V52H207L208 54H205V52H203L202 53V51L201 50H199V48H201L202 49V47L203 48H205V47ZM244 46L245 47H248L247 48V51H245L246 49L244 48ZM1 47V46H0ZM57 47V46H56ZM65 47V46H64ZM62 48V49H59V51H57V53L59 54V58L61 57L62 59H65L66 60V55L64 54V55H62V56H66V57H62L61 56V54L60 53H62L61 51L63 50V49H65V48ZM69 47V46H68ZM68 47H66V49H70V47L68 48ZM73 48H74V46H72ZM161 47H162V49H163V51L162 52H164L163 54H162V52H159L160 50H162L161 49ZM171 47V48H170ZM182 47V48H181ZM199 47V48H198ZM235 47V48H234ZM240 47H242V49H245V50H242V49H240ZM249 47H252V49H253V51L255 50L256 51V49H257V52L256 53H254L253 51H252V49L251 48H249ZM260 47H263V48H261L260 50H259V48ZM3 48H4V46H3ZM3 48L1 47V49L3 50ZM8 48H5V49H7V50H10V48L8 49ZM39 48V46H38V48L37 49H39V50H41ZM51 48H49L48 50H50ZM61 48V47H60ZM82 48H81V50H82ZM123 48H122V50H123ZM169 48H170V51H169ZM183 48H184V50H183ZM196 48H198L197 49V51H201V53L200 52H196ZM205 48V49H206ZM230 48H231V50H230ZM239 48V49H238ZM4 49V50H5ZM42 49V50H43ZM56 48H54V50H55ZM58 49V48H57ZM78 49V50H77ZM145 49V50H144ZM151 49V48H150ZM165 49H166V51H165ZM180 49V50H179ZM182 49V50H181ZM188 49V51L187 52H189L190 53V55L187 53V52H185V55H186V53H187V57L186 58H188L187 59V61H186V59H184L183 57H185L184 56V54H181V59H184V60H182L181 61V59H180V56H178V55H180V54H178V53H182L183 51H186V50ZM193 49V50H192ZM232 49H233V51H235V52H237L238 53V51L239 50H241V51H239V53L237 54V53H234L233 51H232ZM238 49V51H236ZM10 50V51H11ZM12 50V51H13ZM24 52H23V51ZM44 50H43V52H44ZM147 50V51H146ZM215 50V51H214ZM13 51V52H14ZM27 51V52H26ZM37 51V50H36ZM78 51H80V52H82V54H80ZM97 51H98V53L100 52V50H98L97 49ZM180 51V52H179ZM190 51H192V53L190 52ZM249 51H250V58H247V56L249 57ZM252 51V52H251ZM22 54V55H24V56H22L20 53ZM40 51H38V53H39ZM45 52V53H46ZM50 52H52V51H48L47 53H48V55H49V53ZM132 52V53H131ZM144 52H146L147 54H149V55H144ZM157 52V53H156ZM169 52V53H168ZM173 53V54H171V55H169L170 53ZM178 52V53H177ZM240 52L242 53L241 55H242V58H243V56L245 57V58H241V56H239L240 55ZM258 52H259V54H258ZM262 52V53H261ZM40 53H42V52H40ZM53 54H56L54 51L52 52ZM78 53H79V56H78ZM97 53V52H96ZM159 53H161L160 55H159ZM166 53H167V55H166ZM184 53V52H183ZM198 54L199 56H200V54H204V55H202L203 57H199L198 55H195V54ZM58 54H57V56H58ZM137 54V53H136ZM216 54V55H215ZM244 54V55H243ZM251 54H255V55H252L253 56V58H260V59H252V57H251ZM256 54H258V56L256 57ZM43 54H41V56H42ZM124 55V54H123ZM156 55V56H155ZM162 55L163 56H167L166 58H168V55H169V58L168 59H166L165 57H162ZM172 55H175V56H173V57H171ZM183 55V56H182ZM194 55V56H193ZM207 55V56H206ZM216 56V57H219V58H216L215 60L217 61H215V66H214V64L213 63H211V65L212 66H210V63L209 62H212V61H214V60H212L211 61V59L210 58H208V56ZM263 57V58H261V56ZM25 56H27L26 57V59H25ZM45 56H47V55H45L44 54V56H42V58L43 57H45ZM52 57V55H49V57ZM125 56V55H124ZM132 56H134V57H132ZM178 56V57H177ZM199 58H198V57ZM255 56V57H254ZM32 57V58H31ZM49 57H48V59H47V57H45V58H43L44 60L45 59H47V60H45L47 63H51V62H49V61H55L54 60V55H53V59L51 60V59H49ZM73 57V58H72ZM138 58V59H134V58ZM142 57V58H143ZM159 57H161L160 59H163L164 58V60H166V61H163V60H161L160 61V59H159ZM176 57V58H175ZM190 57V58H189ZM197 57V60L195 59ZM204 57L206 58V61H205V59H204ZM28 58V59H27ZM56 58H58V57H56ZM71 58L72 59H76V60H73V61H76L75 62V66L77 65V64H79L80 63V65H81V70H80V68H78L80 71L78 72L77 70V72L79 73H76L75 72V66L73 67V64L74 63H72V61H71ZM104 58V60L106 61V59H105V57H103ZM102 58V59H103ZM131 58H132V60H131ZM156 59L155 61H154V59ZM170 58L171 59H178V60H170ZM202 58L204 59L203 61V63L201 62V61H199L198 59H200V60H202ZM214 58V57H213ZM79 59V60H78ZM99 59H100V57H99ZM102 59H101V61H102ZM111 58H109V60H110ZM130 59V60H129ZM134 59V60H133ZM144 59V58H143ZM142 59V60H143ZM153 59V60H152ZM239 59H242V60H239ZM246 59V60H245ZM44 60H42L43 62H44ZM65 60H62L63 62L65 61ZM78 60V61H77ZM81 60H83V61H85V64H82L83 63V61L82 62H80ZM94 60V59H93ZM92 60V62H94ZM103 60V61H104ZM167 60L169 61H172V64H171V62L169 63V62H167ZM193 60V63L191 62ZM208 60V61H207ZM210 60V61H209ZM250 62H249V61ZM260 60H263V61H260ZM52 61V63H54ZM68 61H71V63H72V67H70L71 65L70 64H68ZM88 61H91V60H88ZM87 61V62H88ZM102 61V62H103ZM104 61V62H105ZM114 61V60H113ZM132 61V62H131ZM138 61H137V63L136 64H138ZM151 61H153V62H151ZM163 61V62H162ZM185 62V64H184V66L183 65H181L180 64V62L182 63V62ZM195 61H197V63L195 62ZM198 61H199V63H198ZM256 61H259L260 63L262 62V65L258 68V70H256V72L258 71V73L255 75V72H254V70H253V72H254V74H253V72L251 73V67L254 65V62L256 63ZM57 62V61H56ZM78 62V63H77ZM97 61H95V63H96ZM110 62V61H109ZM166 62V63H165ZM174 62V63H173ZM177 62V63H176ZM179 62V63H178ZM183 62V63H184ZM190 62V63H189ZM206 62H207V65H204V63L206 64ZM220 62H221V64H220ZM243 62V63H242ZM245 62V63H244ZM29 63H27V64H29ZM46 63V64H47ZM52 63H51V65L50 64H48V65H50V67H52L53 65H52ZM61 64H62V62H60ZM65 63V64H66ZM77 63V64H76ZM111 64H113V62L111 61L110 62ZM152 63V64H151ZM182 63V64H183ZM192 63V64H191ZM196 65H195V64ZM200 63H201V65H200ZM248 63H250V65H251V67H250V70H248V72L247 71H245V69H248L247 67H249L250 65L248 64ZM32 64V63H31ZM59 64V63H58ZM57 64V65H58ZM60 64V65H61ZM129 64H131V65H129ZM135 64V63H134ZM178 65V69H179V66L181 65L182 66V68L180 67V70L179 71H176V70H178L177 69V65ZM187 64H188V66H189V64H190V68L187 66ZM194 64V67H195V71H194V73H193V69L192 68H194V67H192V65ZM199 64V65H198ZM209 64V65H208ZM219 64H220V66H219ZM244 64V65H243ZM258 64V63H257ZM33 65V64H32ZM55 65V64H54ZM63 65V64H62ZM61 65V66H62ZM68 65H70L69 66V68L70 69H68ZM104 65H109L108 67H107V69L109 68V69H111L112 67L110 66V64L108 63V61L106 62V64L104 63ZM114 65V64H113ZM112 65V66H113ZM174 65V66H173ZM216 65H218V66H216ZM245 66L244 68H243V66ZM249 65V66H248ZM77 66H79V65H77ZM87 67H89L90 69V71L91 70H93V68H95V70L97 71V72H100V70L97 68V67H94L93 65H90V66H88V65H86ZM118 66V67H119ZM123 66H124V68H123ZM134 66V65H133ZM146 66H148V67H146ZM166 66H168V68L166 67ZM188 68H187V67ZM197 66H199V67H197ZM205 66H209L208 68L207 67H205ZM247 66V67H246ZM49 67V66H48ZM49 67V68H50ZM54 67V66H53ZM92 67V68H91ZM111 67V68H110ZM118 68L119 69V73H121V72H123V70L120 72V70H121V68ZM150 67V68H149ZM163 67V68H162ZM172 67V68H171ZM187 68L186 70H188V72L184 69V68ZM203 67V70H200L201 68ZM215 67V68H214ZM254 67V66H253ZM252 67V68H253ZM258 66L256 65V68H257ZM72 68H74L73 70H72ZM115 68V69H114ZM116 66L115 67H113V69H112V71L113 72H117V70H116ZM133 68H130L129 70H131V69H133ZM165 68V69H164ZM200 68V69H199ZM221 69V73H222V71H223V77H222V79L223 80H220V81H222V82H219V80H218V77H219V75H221V74H218V72L220 71V69ZM68 69V70H67ZM77 69V68H76ZM108 69V70H109ZM126 69H127V71H126ZM218 69V70H217ZM255 69V68H254ZM53 70V71H52ZM57 70V71H56ZM152 70V71H151ZM183 70V71H182ZM199 70V71H198ZM214 70V71H213ZM73 71V73L75 72L76 73V76L74 77V79H72L71 80V77L70 76H72L73 77V74H70V72H72ZM95 71V72H96ZM111 71V70H110ZM145 71V70H144ZM163 71H165V72H163ZM173 71V72H172ZM185 71H186V73L187 74H189L190 75V77L188 78V77H186V75L184 76V77H186V78H182V76H183V74H180L179 72H181V73H185ZM197 71V72H196ZM213 71V72H212ZM218 71V72H217ZM177 72H178V74H177ZM207 72H210V73H213V74H208ZM216 74H215V73ZM246 72H247V74H246ZM249 72L251 73V74H253L254 76H257V75H261V77L260 76H257L255 79H253L252 77H250L251 75L249 74ZM173 73V74H172ZM205 73V74H204ZM261 73V74H260ZM67 74V73H66ZM78 74V75H77ZM146 74V75H145ZM163 74V75H162ZM182 75V76H180V75ZM191 74H193V76H191ZM206 74H208V75H206ZM218 74V75H217ZM250 76H249V75ZM49 75V74H48ZM50 75V76H51ZM56 75V77H57V74H55L54 73V76ZM122 75V74H121ZM123 75V76H124ZM143 75H145V76H143ZM171 75V76H170ZM174 75H176V79L178 80V82H177V80L176 79H173L174 77L173 76ZM178 75V76H177ZM204 75H206L207 77L206 78H208L209 77V75L210 76H212L213 77V79L211 80L210 78H212V77H209V79H206L205 78V76ZM217 77L216 78V80H218V81H216L215 80V76ZM246 75V76H245ZM248 75V76H247ZM49 76V77H50ZM51 77V78H55V77ZM59 76L57 77V79H59ZM170 76V77H169ZM181 77L182 79H178V77ZM235 76V77H234ZM236 76H237V78H236ZM253 76V77H254ZM66 77L67 78H69L70 80H71V83L70 84H67V82H68V79L66 80ZM125 77V76H124ZM173 77V78H172ZM231 79H230V78ZM247 77H249L250 78V80H248V81H246L247 80ZM126 78V77H125ZM169 78H171V79H169ZM220 78V77H219ZM224 78H225V81L227 82V81H232V80H234L233 78H235V79H239V81H236L235 83H234V85H232V83L235 81H232V83H230L229 82V85L228 86H226L225 84H224ZM253 80H255L256 81V83L255 84H253V83H251L252 81V79ZM257 78H258V80H257ZM56 79V78H55ZM78 79H80L79 77H78ZM80 79V80H81ZM230 79V80H229ZM70 80H69V82H70ZM146 80V81H145ZM170 80H173V82H172V84H171V82H169ZM175 80H176V82H175ZM169 82L168 84H166L167 82ZM244 81V82H243ZM58 82H60L59 80H56V83H58ZM251 83V85L250 86H247L246 84L244 85V83ZM40 82L38 81V84H39ZM249 83V84H250ZM263 84H261V83H259L258 85H259V87L260 86H262L263 88H264V81L262 82ZM37 85V84H36ZM60 85V84H59ZM62 85H63V83H62ZM38 86V85H37ZM42 86V85H41ZM40 86V87H41ZM63 86H65V85H63ZM62 86V87H63ZM120 86V87H119ZM39 86H38V88H40ZM57 87H58V85H57ZM61 87V85L59 86V88ZM61 87V88H62ZM66 87V86H65ZM68 87V86H67ZM122 87V88H121ZM127 87H128V89H127ZM258 86H257V89L259 88ZM20 88V87H19ZM42 88H44V87H42ZM42 88H40V89H42ZM59 88H58V90H59ZM68 88H70V87H68ZM123 88L126 90H128V92L126 93V94H124L125 93V90H123ZM39 89V90H40ZM45 89V88H44ZM56 89V88H55ZM120 89H122V90H120ZM257 89H255V90H257ZM3 90V94H5V92H4V90L5 91H7L8 89H6V88H4V89H2ZM2 90H1V93H2ZM102 90V91H103ZM126 90V91H127ZM132 90V91H133ZM53 91V92H52ZM60 91H62V92H64L65 93V91L62 89V90H59V91H57V93L58 92H60ZM106 91V92H105ZM121 91V92H120ZM122 91H124V93L122 92ZM8 92V91H7ZM7 92H6V94H7ZM31 92V93H30ZM94 92V93H93ZM64 93L62 94L61 92H60V94L61 95H63V96H61L62 98H61V100H63V98H64V96L66 95V93H65V95H64ZM119 93H122V95H120ZM33 94V93H32ZM39 94V93H38ZM59 94V93H58ZM120 95V96H119ZM156 95H158L157 94V92H153L152 94L150 93V96H151V98H153V97H155ZM7 96V95H6ZM29 96H30V98L31 97H33V98H35V99H33L34 101H32V99H30L29 98ZM37 96H38V98H37ZM115 96V97H114ZM122 96V97H121ZM126 96H129V93H128V95H126ZM3 97V96H2ZM20 95H18V99L20 100ZM51 97V98H50ZM89 97L90 96H88V101L90 102V104H92L91 103V101L89 100ZM102 99H101V98ZM119 97H121L122 98V100H118V98ZM43 100V102H40V101H42L41 99ZM45 98V97H44ZM121 98H119V99H121ZM150 98V99H151ZM135 99V100H134ZM149 99V101H152V100H150ZM22 100V99H21ZM26 100V101H25ZM52 100V101H51ZM104 100V101H103ZM131 100V101H130ZM141 100V99H140ZM4 101V102H3ZM18 101V100H17ZM16 101V102H17ZM52 102V103H54V105L51 103L50 105H52L51 107H55V111H56V109H57V112L58 113H56V112H53V108H50L49 106V103L50 102ZM148 101V102H149ZM18 102H20V101H18ZM45 102H49L48 103V105H46V103ZM84 102V101H83ZM82 102V103H83ZM87 102V101H86ZM86 102H84V104L86 103ZM147 102V103H148ZM133 103V104H132ZM15 104V105H14ZM87 104V103H86ZM48 106V111L49 110H51V111H49V113H48V111H47V109H46V106ZM61 105V104H60ZM88 105H89V103H88ZM64 109V110H63ZM125 109V110H124ZM64 111V112H62V114H63V116H64V114H67V115H65L64 117H67V118H64L63 116H62V114H61V111ZM124 110V111H123ZM131 111V112H130ZM167 112V113H166ZM80 113V114H79ZM126 113V114H125ZM138 113V114H137ZM60 114V115H59ZM87 115H89V113H87ZM150 115H157V116H162V118H161V122L163 123V125H162V130L164 129V127H165V129H167V127H168V125L166 124V126H164V122L165 121H167V123H170L169 124V128L168 129H170L171 128V134H170V132H169V130L167 129V131H164L165 133H167V137L164 139V137H165V135L163 136V133H161L160 134V136L158 137V138H155L154 137V131H153V125L156 123L155 121H153V120H146V121H143V122H139V120H141V119H143V118H145V117H147V116H150ZM71 116V117H70ZM72 116L74 117V118H72ZM84 117V119L83 118H81V117ZM81 119H80V118ZM86 117V118H85ZM182 117V118H181ZM59 118V119H58ZM4 119V120H3ZM68 120L67 121V125L66 124H64L63 125V130H65L67 127H69V133H68V140H67V142H65L62 146H60L59 144H61V142L60 143H58V142H55L56 144H54V142H53V144H54V146L52 145V147H50V148H44V146L46 147L47 145H45V143L46 144H48L47 142H43V144L42 143H40V142H42V140H49L50 138H48V137H51V135L53 136L55 133L53 132V128L56 126V124L59 122V120ZM70 119V120H69ZM71 119H72V121H71ZM83 119V120H82ZM170 119L172 120V122L173 123H171V121H170ZM179 119H180V121H179ZM77 120V121H76ZM179 121V122H177V121ZM58 121V122H57ZM75 121V122H74ZM164 121V122H163ZM170 121V122H169ZM198 121V122H197ZM202 122V123H199V122ZM175 122V123H174ZM4 123V124H3ZM6 123L8 124V129H7V131H5V133H3L4 132V125H6ZM177 123H179V124H177ZM180 123H183L182 124V128L183 129H180V126H181V124ZM206 123V124H205ZM14 124V125H13ZM30 124V125H29ZM125 125L126 124V131L124 132L122 129L120 130V132H110V127H113V126H117V125ZM141 124H143V126L141 125ZM171 124H176V129H177V127H178V125H180L179 127H178V129L177 130H186V133L187 134H189V136L186 134V137L188 136V138H190V139H182V136H183V133H182V131H181V137H178L179 135L178 134H180V133H177L178 131L176 130V129H172V126L173 125H171ZM185 124V125H184ZM199 124V125H198ZM204 124L206 125V126H204ZM3 125V126H2ZM48 125V126H47ZM138 125H140V127H141V129H140V127L138 126ZM171 125V126H170ZM206 127V128H204L203 129V127ZM237 125V126H236ZM17 128H16V127ZM46 126V127H45ZM66 126V127H65ZM173 126V127H174ZM202 127V128H199V127ZM136 127H137V130H136ZM185 127H187L186 129H185ZM191 127H193V128H191ZM198 127V128H197ZM208 127V128H207ZM232 127V128H231ZM41 128H43V130H47V131H49V130H52L51 131V133L53 132L54 134H51V135H48V137H46L47 136V134H46V136H45V139L44 138H42V137H44V135H43V133H41L40 132V130H41ZM48 128V129H47ZM52 128V129H51ZM143 128H144V130H143ZM146 128V129H145ZM196 128V130L194 131V129ZM210 128H211V130H210ZM231 128V129H230ZM17 129H19V132H18V130ZM134 129H135V131H134ZM190 129H192L191 131H193V133L195 132V133H198V135H200V136H198L197 134H193V133H191V131H190ZM199 129H200V131L202 132H200L199 131ZM259 129V130H258ZM2 130V131H1ZM45 130V131H46ZM148 130V131H147ZM175 131V132H173V131ZM188 130V131H187ZM203 130H204V132H203ZM206 130V131H205ZM207 130H208V133H207ZM209 130H210V132H209ZM45 131H43L44 132V134H45ZM47 131H46V133H47ZM145 131H147V132H145ZM196 131H198V132H196ZM239 131V132H238ZM262 131V132H261ZM7 132V133H6ZM139 132V133H138ZM144 132V133H143ZM162 132V131H161ZM184 132V131H183ZM18 133H20V134H18ZM40 133V134H39ZM48 133H50V131L48 132ZM164 133V134H165ZM174 133V135H172ZM203 133H205V134H203ZM207 133V134H206ZM241 133V134H240ZM8 134H9V136H8ZM18 134V135H17ZM145 134H147V135H145ZM192 134V135H191ZM238 134L241 136L240 138H246V139H243L244 140V143L246 144V147H244V145H242V147H244L245 149H243L242 148V150H244V151H241V150H239V148L241 149V143L240 144H238L239 143V141L241 140V141H243L242 139H237V137H239L238 136ZM263 134V135H262ZM40 135H42V137L40 136ZM135 135V136H134ZM170 135V136H169ZM172 135V136H171ZM193 136L194 137V139H192V137L191 136ZM203 135V136H202ZM205 135V136H204ZM262 135V136H261ZM18 136H20V137H18ZM42 138H40V137ZM54 136H57L56 134L54 135ZM141 135L139 136V137H142ZM177 136V137H176ZM198 136V138L199 137H202L201 138V141L203 140V145H202V142L199 144L198 142H199V140H197L198 138H196V137ZM243 136V137H242ZM246 136V137H245ZM58 137V136H57ZM148 137V136H147ZM148 137V138H149ZM173 137L174 138H176V139H174V140H176V141H174V142H172L173 141ZM56 138V137H55ZM182 139V141L184 142V143H182V141H181V139ZM196 138V139H195ZM263 138V139H262ZM53 139H54V137H53ZM160 139H161V141H160ZM162 139H164V140H162ZM167 139V140H166ZM170 139L172 140L171 142H172V144H174L175 142H177V143H179L180 141V143H182V144H180L181 146H179L177 143H175V145H173L172 146V144L171 145H169V147H166L165 145H168V143L170 142ZM179 139V142L177 141ZM248 139V140H247ZM47 140V141H48ZM147 140V141H146ZM151 141V143H150V141ZM166 140V141H165ZM193 140V141H192ZM194 140H195V142H194ZM205 140V141H204ZM145 141V142H144ZM149 141V142H148ZM165 141V142H164ZM197 141V142H196ZM5 142V143H4ZM150 143L152 146H150V144H149V146L150 147H152L153 148V146H154V148H155V146H156V148L155 149H157L158 150V148H157V145H158V147H159V145H160V147L159 148H162L163 147V149H160V151H162L161 153H163V155L159 152V150L157 151L158 152V154H157V152L155 151V149L153 150V153L151 154L150 152H152L151 151V149L152 148H148L149 146H148V143ZM153 142H156V144H152ZM160 142H161V144H160ZM193 142V144L192 145H190V143H192ZM157 143H159V144H157ZM163 143V144H162ZM165 143V144H164ZM167 143V144H166ZM204 143H205V146H206V148H205V146H204ZM2 144L0 145V146H2ZM12 144V143H11ZM43 145V146H41V145ZM147 144V145H146ZM170 144V143H169ZM183 144H184V147H182L183 146ZM196 144V145H195ZM243 144V143H242ZM162 145V146H161ZM194 145H195V147H194ZM199 147H198V146ZM240 147H239V146ZM256 145H258V146H256ZM50 146H51V143H50ZM175 146V147H174ZM177 146H179V147H177ZM202 146H204V149H203V147ZM253 146L254 147H256L255 149L253 148ZM41 147H42V149H41ZM49 147V146H48ZM54 147V148H53ZM177 147V148H176ZM182 147V148H181ZM187 147V148H186ZM223 147V148H222ZM143 148H144V150H143ZM148 148V149H147ZM169 148V149H168ZM174 148V150L176 149H178V148H180L181 149V151L180 150H177L178 151V153H177V151L175 150H172V152H171V150L170 149H173ZM202 148V149H201ZM44 149H46V150H44ZM198 149V150H197ZM219 149V150H218ZM221 149V150H220ZM224 149V150H223ZM257 149V150H256ZM42 150V151H41ZM139 150V151H140ZM146 150V151H145ZM150 150V151H149ZM166 150H168V153H167V151ZM50 151V152H49ZM93 153H92V152ZM154 151H155V153H154ZM173 151H174V153H173ZM189 151V152H190ZM246 151V152H245ZM258 153H257V152ZM43 152V153H42ZM48 152V153H47ZM201 152V153H200ZM203 152V153H202ZM211 152V153H210ZM212 152H213V154H212ZM215 152V153H214ZM239 152H240V154L243 152V154H241V155H243L241 158H237V156L238 157H240L241 155H239ZM245 152V153H244ZM254 152H256V153H254ZM42 153V154H41ZM210 153V154H209ZM225 153V154H224ZM261 153H263V154H261ZM154 154V155H153ZM155 154H157V155H159L160 154V156H157V155H155ZM169 154V155H170ZM202 154V155H201ZM205 154H208V155H205ZM245 154V155H244ZM147 155V156H146ZM171 155V156H172ZM194 155L195 156H197V157H195V159H194ZM210 155V156H209ZM211 155H212V157H211ZM163 156V157H162ZM172 156V157H173ZM201 156V157H200ZM233 156V157H232ZM260 156H262L261 157V160H260ZM147 157V158H146ZM163 159H162V158ZM182 156L180 155V158H181ZM208 159H207V158ZM229 157V158H228ZM249 157V158H248ZM6 158H7V160H6ZM160 158H161V160H160ZM173 158H175V157H173ZM175 158V159H176ZM205 158V159H204ZM222 158V159H221ZM237 158V159H236ZM142 159V158H141ZM148 159H150V161L148 160ZM158 159V160H157ZM182 159V158H181ZM207 159V160H206ZM209 159H211V160H209ZM232 159V160H231ZM239 162V161H241V163L239 162L238 164H237V162H234V161H236V160ZM241 159V160H240ZM243 159V160H242ZM160 160V161H159ZM208 160H209V162H208ZM213 160V161H212ZM216 160V161H215ZM245 160V161H244ZM250 160V162H248ZM190 164H189V163ZM207 162H208V164H207ZM213 162V165L212 164H210V163H212ZM243 162H245V163H243ZM248 162V163H247ZM262 162V163H261ZM159 163H161V164H159ZM185 163V162H184ZM194 163V164H195ZM225 163H226V165H225ZM235 163V164H234ZM247 163V164H246ZM250 163V164H249ZM262 165H261V164ZM158 164V165H157ZM176 164V162L175 163H173L172 165H175ZM187 164H183L182 166H181V164H180V166L181 167H186V170H189V171H186L185 170V168H183L184 169V171H183V169L181 170L180 168H179V166L178 165H175L176 166V169L174 168L175 166H173V169L176 171H174L172 168H170V170H169V174L167 173V171L168 170H165L166 172H165V174L167 173L169 176L171 175L172 177H168V175L166 176V179L167 180H173V177L174 176H176L175 175V173L176 174H178L177 176H176V178L178 177V176H180L181 174H184V172H185V175H187V178H189L188 177V172L189 173H191V170H193L194 169V167H197V165L195 164V166H194V164H193V169H191L190 170V168L192 167H190V168H187ZM234 166H233V165ZM237 164V165H236ZM20 165V166H19ZM170 165H171V163L169 164V167H170ZM172 165H171V167H172ZM201 165V166H200ZM245 165V166H244ZM155 166H157V167H155ZM222 168H221V167ZM247 166L245 167L246 169H247ZM147 167H146V169H147ZM155 167V168H154ZM169 167H167L168 169H169ZM153 168V169H152ZM157 168V169H156ZM166 168V169H167ZM179 168V169H178ZM200 168V169H201ZM235 168H234V170H235ZM241 168H239V170L240 171H242L241 170ZM163 169V171H164V168H162ZM162 169H159L158 171H160V172H162ZM172 169V170H171ZM196 169V168H195ZM194 169V170H195ZM200 169H198V167H197V169L196 170H198V171H200L201 172V170ZM229 169V170H228ZM245 169V170H246ZM264 169V168H263ZM192 171V173H194L195 171ZM214 170V171H215ZM236 170H237V168H236ZM256 170V171H255ZM154 171V172H155ZM158 171H156V172H158ZM172 171H174V172H171ZM179 171H183V173H181L180 174V172ZM228 171H230L229 172V176H228ZM187 172V173H186ZM197 172V171H196ZM195 172V173H196ZM200 172H197L196 174L197 175H199V174H201ZM213 172V171H212ZM218 172V173H219ZM246 172H248V169L246 170ZM262 173L264 172V171H261ZM163 173V172H162ZM162 173H161V176H158L157 174H159V173H157L156 175H157V177H155V179L158 181V179L159 180H161V178H163V177H165V175L163 176L162 175ZM192 173L190 174V176L192 175ZM209 173H207L208 175H209ZM214 173V172H213ZM213 173H210V176L212 177V175H213ZM222 172H220L219 173V175H217V174H215L214 173V175H217L218 176V179L216 180H214L213 181V179L212 178H217L216 176H214V177H212L211 178V181L210 182H212L211 184H213V186H215L217 183H219V181L218 180H221L223 177L224 178H226L225 176H223L222 174H221ZM233 173H235V171L233 172ZM245 173V172H244ZM252 173H249V175H251ZM21 174V175H20ZM173 174V175H172ZM180 174V175H179ZM212 174V175H211ZM220 174H221V176H220ZM23 175H24V178H23ZM196 175V176H197ZM163 176V177H162ZM194 174L192 175V177H190L191 178V180H193V181H197L196 183H194L196 186L198 185V188H200V186L202 187L201 189H203L208 183H209V179H205L208 183L205 185V180L202 178L204 175H200V177L204 180H202L204 183H202L201 182V180H200V177L198 176L197 177V179H195L194 178ZM262 176V174L260 175V174H258V176H256V179H257V177H258V179L260 178ZM159 177V178H158ZM161 177V178H160ZM168 177V178H167ZM182 176H180L179 178H177V179H175L174 181L175 182H177V184L176 183H174V184H176L177 186L180 184V182L183 180L182 178H181ZM219 177H222V178H219ZM251 178H254V176L252 177V176H250ZM190 178H189V180H190ZM193 178V179H192ZM261 178H264L263 176L261 177ZM179 179H181V180H179ZM188 179H185V182H181V184L180 185H182L183 183V186L181 187L180 185V188H182L181 190V193L180 194H182V192H183V190L185 189L184 187H186V189H185V193L183 192V196H185V194H186V191H187V194H186V198H190L189 196L191 195L190 194V192L192 191H196L197 192V190H195V189H193L195 186H193V190L191 189V186L193 185L192 183H191V185H189L190 184V182H186ZM68 181V182H67ZM173 181V182H174ZM180 181V182H179ZM192 181V182H193ZM216 181H218V182H216ZM221 181H223V180H221ZM220 181V182H221ZM224 181H227L228 183H232V181H230V179H224ZM202 183L203 185H200V184H197V183ZM213 182H215L216 184H214ZM255 182H258V181H256L255 180ZM185 183L188 185V186H190L189 188H188V186L187 185H185ZM189 183V184H188ZM241 183H242V185L244 184V186H246L247 187V185L245 184V183H243V182H239V183H237L236 181H234V183L233 184H235L236 185V187L238 188V187H240V188H238L239 190H241V188H242V190H243V188H244V190L246 189V187H242V185H241ZM75 184H79L78 185V187L77 188H74V186L73 185H75ZM173 186H174V184L173 183H171ZM171 184H168L169 186L171 185ZM211 184L209 183L208 184V186L210 187L211 186ZM221 184H223L222 186H221ZM219 183V185L218 186H216V187H219V186H221V188L223 189V186L225 185V187H226V185H227V183L226 184H224V183ZM233 184H229V185H233ZM238 184V185H237ZM239 184L241 185V186H239ZM29 185V187H27ZM171 185V186H172ZM200 185V186H199ZM205 185V186H204ZM69 186V187H68ZM72 186V187H71ZM81 186V187H80ZM170 186V188H172ZM177 186H174V187H176L177 189H178V191L176 190V192H180V189H179V186L177 187ZM207 186V189L209 188ZM213 186H211V187H213ZM228 186V185H227ZM250 185H248V187H249ZM27 187V188H26ZM68 187V188H67ZM211 187H210V189H211ZM259 187H262V186H259ZM73 188H74V190H73ZM82 188V191H80V189ZM190 189V190H188V189ZM197 188V189H198ZM220 188V187H219ZM227 188V187H226ZM233 188H234V185H233ZM231 189V187H228V189H229V192H230V195L232 196V194H231V192L234 190V189ZM252 187L250 186L249 187V190L251 189ZM255 188V187H254ZM253 188V189H254ZM258 188V187H257ZM257 188H255V190L256 191H260L261 192V190H263V188H261V190H258ZM25 189H26V191H25ZM28 189V190H27ZM31 189H33V191L31 190ZM173 189V191H174V188H172ZM200 189V190H201ZM207 189H203V191H205L206 190V192H209ZM215 189V188H214ZM214 189H213V191H214ZM228 189H226V192H224V190H223V192L224 193H226L227 195H229L227 192V190ZM248 189V188H247ZM199 190V189H198ZM215 190H217V191H220V193L222 192L221 190H219L218 188L217 189H215ZM239 190H238V192L235 190L233 193L234 194H236V192H237V194L239 193ZM252 190V189H251ZM23 191V192H22ZM25 191V192H24ZM30 191H32V192H30ZM172 191V190H171ZM190 191V192H189ZM203 191H202V193H203ZM212 191V190H211ZM210 191V192H211ZM246 191V190H245ZM245 191H241L243 194L245 193ZM72 192V193H71ZM176 192H174V193H172V195H174V197L173 196H171L170 195V201L172 202L173 200H171V197H172V199L174 198L175 200H176V203H179V202H183V201H178L177 202V200L178 199H176L175 198V194H176V196L178 197V198H180V199H182V197L183 196H181V197H179V195L176 193ZM188 192H189V194L190 195H188ZM195 192V193H196ZM200 193V196H202L201 195V191H199ZM215 192V191H214ZM241 192H240V194H241ZM246 192H250V191H246ZM262 192H264V190L262 191ZM33 193V194H32ZM194 193V192H193ZM193 193H192V195H193ZM205 193V192H204ZM203 193V195H204V197H205V194ZM211 193H213V192H211ZM29 194V195H28ZM199 194H198V196H199ZM223 193H221V195H222ZM226 194H223V196H225ZM192 195H191V199H192ZM197 195V194H196ZM196 195L194 194V196H195V198H196V200L197 201H199L198 199H197V197H196ZM209 195V196H208ZM213 195H215L214 197L216 198H218L220 195L218 194V196L216 195V192H215V194L213 193ZM213 195H210V194H207L206 195V197L208 196V197H210L209 199V202H212L211 201V196L213 197ZM226 195V196H227ZM78 196H79V194H78ZM188 196V197H187ZM194 196H193V198H194ZM199 196V197H200ZM223 196H220L219 198H220V200H221V197H223ZM225 196V199H222L223 201H222V203H221V201H220V203H221V205L222 206H224L225 207V209L227 208V211L230 209L231 210V208L233 207L234 209H235V203H239V205H241L242 203H245V201H247V204H248V202H249V200H247L248 199V197H247V199L245 200V201H241V200H244L243 198H245L244 196L243 197H239V199H241V200H238L237 199V201H240V202H233V198H235L234 196H232V198H228V197H226ZM230 196V197H231ZM203 197V196H202ZM202 197H200V198H202ZM207 197V198H208ZM212 198V199H215V198ZM79 198H81V196L80 197H78V199ZM186 198H185V202L186 203H189V201H191L190 199H188V201H186ZM195 198H194V201L196 202V200H195ZM216 198V200H217V202H218V199ZM224 198V197H223ZM78 199H77V201H75V203L73 204V202L71 203V205L73 204V206H75L76 205V202H78ZM169 199V198H168ZM179 199V200H180ZM184 199V198H183ZM203 199L204 198H202V200H200V201H202V202H204L203 201ZM228 199V201H226V202H228V204H224L223 205V202H225L224 200H227ZM229 199H231L232 201H229ZM250 199V198H249ZM76 200V199H75ZM175 200H174V203H175ZM205 200V199H204ZM207 200V199H206ZM235 200V199H234ZM169 201V202H170ZM193 201V202H194ZM208 201V200H207ZM215 200H213V202H214ZM192 202V201H191ZM190 202V203H191ZM216 202V204H218ZM225 202V203H226ZM230 202H233V203H230ZM242 202V203H241ZM160 203H162V202H160ZM199 203V202H198ZM220 203L217 205V206H219L220 205ZM230 203V204H229ZM163 204V203H162ZM162 204H159V205H162ZM196 204H197V202H196ZM200 204H205V202L204 203H200ZM207 204V203H206ZM205 204V205H206ZM213 204V203H212ZM215 204V205H216ZM232 204V205H231ZM246 204V205H247ZM164 205V204H163ZM199 205V204H198ZM209 206L211 205V203L210 204H208ZM208 205H206L205 206V208H207L208 207ZM215 205H211V208L213 207V206H215ZM248 205H250V202H249V204ZM248 205H247V207H248ZM26 206V205H25ZM202 206V205H201ZM215 207L216 208V210L215 211H217V212H219L218 210H220V209H217L218 207ZM227 206H229V207H227ZM231 206V207H230ZM238 205H236V207H237ZM242 206V205H241ZM239 207V208H243V206L245 207V205L243 204V206L242 207ZM223 207V208H224ZM54 209V211H53V209ZM202 208V207H201ZM214 207H213V210L215 209ZM222 208V207H221ZM229 208V209H228ZM249 208V207H248ZM202 209H204V206H203V208ZM207 209H210L209 207L207 208ZM224 209V210H225ZM233 209V210H234ZM223 210V211H224ZM228 211V212H226V210H225V212H226V214L228 213L229 215L231 214V213H233V211ZM237 210H240V209H237ZM235 211H236V209H235ZM216 212V213H217ZM230 212V213H229ZM248 212V214H246ZM245 214H241L242 216H243V220L247 217V218H249L248 217V215L250 216L251 215V212L250 211H247ZM68 213H69V211H68ZM215 213V215H217V214H219V213H217L216 214ZM254 213V212H253ZM252 213V214H253ZM54 214V215H53ZM71 214V213H70ZM69 214V215H70ZM221 214H223V213H221ZM225 214V213H224ZM223 214V218H222V216H218L217 218L219 219V220H223L224 219V215ZM228 214L226 215L227 217H226V219H228ZM261 214V213H260ZM260 214H256V216H258V215H260ZM220 215V214H219ZM246 217H245V216ZM254 215V218L253 219H255L254 221H256V219H257V222H258V218H256L255 217V214H253ZM42 216V217H41ZM230 216H233V214L232 215H230ZM229 216V217H230ZM234 216H236V215H234ZM234 216H233V218H234ZM240 216V215H239ZM238 216V219H240V217ZM261 216V215H260ZM263 216V215H262ZM59 217H60V219H59ZM253 216H251V218H252ZM259 217V216H258ZM221 218V219H220ZM260 218V217H259ZM61 220V221H59V220ZM235 219V218H234ZM250 219V218H249ZM252 219V220H253ZM57 220V221H56ZM72 220H76V219H72ZM229 220V219H228ZM232 222H233V219H230ZM246 220V223H247V221H250L249 223H251V219L250 220H247V219H245ZM260 220V219H259ZM37 221V222H36ZM73 221V222H74ZM215 221H218V220H216V218H215ZM224 221H225V219H224ZM235 221V220H234ZM240 221V223L239 224H241V220H239ZM263 221V219L261 220V222ZM76 222L77 221H75V223L74 224H76ZM220 224H221V222L220 221H218ZM217 222V224H218V226H222V225H220L219 223ZM225 222H227V220L225 221ZM229 222V221H228ZM244 222V221H243ZM243 222H242V224H243ZM236 223H237V220H236ZM59 224H63V225H65V226H62V225H59ZM74 224H72V226L74 225ZM222 224H224V223H222ZM228 224H231L230 222L228 223ZM227 224V225H228ZM238 224V225H239ZM244 224H245V222H244ZM34 225L37 227H34ZM67 225H69V226H67ZM224 225H226V224H224ZM234 224H231V227L233 226ZM61 226V227H60ZM241 226H244V225H241ZM246 226H248V224L246 225ZM245 226V227H246ZM74 227H75V225H74ZM74 227H72V228H74ZM223 227V226H222ZM221 227V228H222ZM229 227H230V225H229ZM230 227V228H231ZM236 227V226H235ZM244 227V231H246V229L248 228H245ZM250 227V226H249ZM41 228V229H40ZM221 228H219V230L221 229ZM225 227H223L222 229H224ZM229 228V229H230ZM238 228V227H237ZM227 229V228H226ZM226 229H224V230H222V232L223 231H225ZM229 229H227L228 231H229ZM233 229H234V226H233ZM240 229H242L243 230V227L242 228H240ZM23 230V231H22ZM40 230V231H39ZM60 230V231H59ZM226 230V231H227ZM237 230H239V228L237 229ZM242 230H239V231H241V233L243 232ZM250 230V229H249ZM55 231H57V232H55ZM74 231V230H73ZM72 231V232H73ZM197 231V230H196ZM195 231V233H197V232H199V231H197L196 232ZM231 231H233V230H231ZM239 231H236V233L237 232H239ZM234 232H235V230H234ZM249 233V231H248V229H247V231L245 232V234L246 233ZM75 233V232H74ZM220 233H221V231H220ZM230 233H232V232H230ZM235 233V234H236ZM247 233V234H248ZM32 234V235H31ZM58 234V235H57ZM76 234V233H75ZM199 234V233H198ZM223 234V233H222ZM233 234V233H232ZM234 234V235H235ZM33 235H34V237H33ZM201 235V234H200ZM200 235H199V237H200ZM227 235L229 236V232L227 233ZM231 235V234H230ZM237 235V234H236ZM73 236H75V243H73V244H75V246L73 245V247H76V244H77V247H79V246H81V245H79L80 243L82 244V242L79 240L80 238H77V234L76 235H74L73 234ZM196 237H197V234L195 235ZM226 236V235H225ZM239 236V235H238ZM240 237H243V235L242 236H240ZM55 240H57V239H55ZM208 240V239H207ZM78 241H80V243H77ZM200 241H202V240H200ZM200 241L198 242H196L197 243V245L199 246V249H200V244L201 245H203L202 247L204 248L205 247V244H210V241H206V239H204L203 241H204V244H202V243H200ZM54 240L53 241H50L49 240V242H48V244H46V252L47 253H49V250H50V253L49 254H51V253H54L57 257H59V255L61 256V252L58 250L59 248H58V245L57 244H55V245H57V246H55L54 245ZM206 242V243H205ZM208 242V243H207ZM196 243H193V244H195L196 245ZM200 243V244H199ZM208 244V245H209ZM79 245V246H78ZM207 245V246H208ZM41 246V244L39 245V246H37V248L38 247H40ZM52 246H54L55 247V249H53L54 247H52ZM230 246V245H229ZM229 246H223L222 247V249H224V250H229V249H232V250H229V251H231V254L232 253H238L236 256L233 254V256L231 255V254H229L230 255V259L229 258H227V263L228 264H264V260H263V258H258L259 256H254V255H251V254H249V255H247V253L245 252H243V251H240V250H238L237 251V249H236V252L234 251V252H232L235 248L233 247V246H230V248H228ZM72 247V248H73ZM202 247H201V250H200V252L202 251L203 252V254L205 255L206 253H210V252H206L207 250H205L206 249V247H205V249H203V250H205V251H203L202 250ZM232 247V248H231ZM36 247L34 248L35 250H33V251H31V252H25V255L24 256H22V260L23 261H26L27 260V258L29 259V258H31V257H33V252H35V251H37L36 249H37ZM57 248V249H56ZM80 248V247H79ZM79 248H77V251L79 250ZM234 248V249H233ZM49 249V250H48ZM74 249V248H73ZM199 249L197 250L198 252H199ZM220 249V248H219ZM51 250L53 251V250H55V251H53V252H51ZM76 250V249H75ZM89 250V249H88ZM196 250L195 251H193V252H195L194 254H193V252H192V254L193 255H195V258L193 257V258H190V259H192V260H196V256H198V255H196V254H198L197 252H196ZM59 251V252H58ZM185 251H186V253H185ZM183 253H184V255L186 254H191L190 253V251L188 250H185ZM217 251H219V252H221V249L220 250H217ZM223 251V250H222ZM229 251H227L228 253H230ZM239 251L241 252L240 254H243V255H239ZM79 252V251H78ZM181 252V251H180ZM200 252H199V254H200ZM205 252V253H204ZM219 252H216V253H219ZM243 252V253H242ZM60 253V254H59ZM90 253V255H91V258H94L95 259V253H93V252H89ZM182 253V252H181ZM181 253H179V254H177V252H176V254L179 256V255H181ZM183 253H182V255H183ZM223 253H224V255L226 254V252H224L223 251ZM222 253V254H223ZM227 253V254H228ZM52 255V257L54 258V256L55 255ZM94 254V255H93ZM174 254V256H176L177 257V255L175 254V253H173ZM202 253H201V255H203ZM220 254V253H219ZM221 254V255H222ZM227 254L225 255V256H227ZM246 254V255H245ZM79 255H81V257H82V253H78V256ZM193 255H191V256H193ZM207 255V254H206ZM221 255H219V256H221ZM75 256H76V254H75ZM84 256V259H79L78 257V259L79 260H77L78 262H79V264H87V263H85L84 261H82V260H85V259H87L86 258V256L85 255H83ZM173 256V255H172ZM209 256H212V255H208L207 256V259H208V257ZM215 256L216 257H219L218 256V254L216 255L215 254ZM251 256V257H250ZM27 257V258H26ZM56 257V258H57ZM80 257V256H79ZM201 257V256H200ZM229 257V256H228ZM237 257V258H236ZM153 258H155L154 260H153ZM161 258V257H160ZM163 258V257H162ZM172 258H174V257H172ZM205 258V260H206V257H203V259ZM212 259H213V256L211 257ZM239 258V259H238ZM93 259V260H94ZM157 258L156 257H152V258H150L149 259V264H154V263H158V262H161L160 260H159V258H158V260H156ZM185 259V258H184ZM189 259V258H188ZM187 259V260H188ZM189 259V260H190ZM198 259H199V257H198ZM202 259V260H203ZM209 259H210V257H209ZM215 259V258H214ZM230 261H229V260ZM97 259H95V261H96ZM162 260H164V258L162 259ZM175 260V259H174ZM174 260H172V264L174 263H176V261H174ZM177 260V259H176ZM180 260V259H179ZM178 260V261H179ZM183 260V259H182ZM194 260V261H195ZM200 260V259H199ZM199 260H197V261H199ZM202 260H200V262L202 261ZM204 260V261H205ZM262 260V261H261ZM156 261V262H155ZM177 261V262H178ZM181 261V260H180ZM179 261V262H180ZM191 261V260H190ZM190 261H189V263H190ZM193 261V262H194ZM204 261H202V262H204ZM210 261V260H209ZM212 261V260H211ZM210 261V262H211ZM84 262V263H83ZM97 262V261H96ZM151 262H154V263H151ZM163 262V261H162ZM205 262H207V263H209L208 261H205ZM205 262L203 263V264H205ZM232 262V263H231ZM98 264L100 263L99 261L97 262ZM97 263H95V264H97ZM181 263H183V264H185V263H187L186 262V260L183 262V261H181ZM197 262H195L194 264H196ZM199 263V262H198ZM170 264H171V260H170ZM180 264V263H179ZM199 264H202V263H199Z\"/></svg>",
    "mask_w": 264,
    "mask_h": 264
},
{
    "label": "crops",
    "instance_id": "3",
    "mask_svg": "<svg viewBox=\"0 0 264 264\" xmlns=\"http://www.w3.org/2000/svg\"><path fill=\"white\" fill-rule=\"evenodd\" d=\"M24 184L20 176L7 183L0 181V264H25L26 262L22 260V256L28 251L22 243V235L17 231L23 223L24 216L30 213L28 207L30 202L18 192H2L4 188L20 189L24 187ZM12 252L15 254L10 255ZM12 257H15L13 259L16 262Z\"/></svg>",
    "mask_w": 264,
    "mask_h": 264
}]
</instances>
